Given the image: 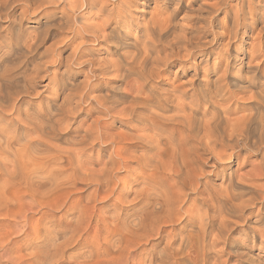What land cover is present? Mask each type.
I'll return each instance as SVG.
<instances>
[{
    "label": "bare ground",
    "instance_id": "obj_1",
    "mask_svg": "<svg viewBox=\"0 0 264 264\" xmlns=\"http://www.w3.org/2000/svg\"><path fill=\"white\" fill-rule=\"evenodd\" d=\"M115 1V0H114ZM116 1H118L117 3H114V5L112 6V7H110V6H108L109 4H107V2H109V1H107V0H71V1H66V0H0V53H1V51H4V54L3 55H0V102H10L9 100H14V102H16V100H17V96H20L21 95V93L22 92H24L26 89H28V85H31L30 83H31V79L32 78H35L34 76H25V77H22V76H19L18 74V76L17 75H15L13 72H16L14 69H16L17 68V66L18 65H16V68H15V66L14 67H12V65H13V63H9V62H12L13 60H12V57H14V55H16V53H18V51H23L24 50V52H22L23 54H28V53H32L33 51H35V50H37L38 49V47L40 46L41 47V44H44V42H45V40L50 36V34H57V35H54V37H53V40H54V38H55V36H56V38H55V41H52V40H50V43H51V41H52V44L50 45V44H47V45H50L48 48H46L45 49V51L44 50H42V53H43V51H44V55L43 56H49L50 57V59L48 60L47 59V57H46V62H51V63H57V62H59V63H61V64H64L63 62H66V64H65V66H64V69H62V71H61V73H60V75H61V77H59V79H53V78H51L52 80H51V82H54L55 80H56V83H58V87H56L55 88V90H56V94H60L63 90H65V89H68V92H66V95L64 96L63 94H61V95H63L64 97H63V100H62V102H60V105L59 106H56L57 107V109H58V111L57 112H55L54 113V115L56 116V122L54 121V120H52L53 121V123H59V124H62L61 122L66 118L67 119V117H69V115L70 114H72V113H74L73 115H79V113H80V111L78 110V109H81V108H83V107H81L80 106V108H78V104H79V102H81V101H86V102H88V107H87V109H86V111H85V113H86V115L87 114H90V113H92V114H98L99 116L101 115V114H108V116L110 115L112 118H114L113 120L115 121V119L116 118H120L121 120L122 119H125V121H127V120H129V122H130V120L133 122V121H135V122H137V123H139V124H141V125H138L137 123V125H133V126H135V129H137V131H139V134H137L136 135V133L133 131V133H135V135L132 133V135H125V136H121V134L120 135H115V134H113V133H110V132H108L109 130H106L105 131V129H106V126H103L102 124H101V126H99V117L98 116H94L96 119L95 120H93V121H91L89 124H87L85 127L84 126H82L81 125V123L78 125V127L76 128V131H83V134H82V132L81 133H78V135L77 134H75V135H73V136H75L73 139H70V141L68 142L69 143V145L68 146H66L68 143H66V145L64 144V147H62L63 146V144H62V146H59V147H57V145H56V143L54 142L53 143V145L55 144L56 145V148H57V152H56V154L54 153H52L51 152V155L53 156V157H51L52 159V164H54L56 167H58V175L56 174V172H54L55 174L54 175H57V178H59V182L58 181H56L55 183L57 184V190L58 191H60L61 190V193L63 192V194H65V196H67L66 195V191L68 190L69 191V189H66V188H70V187H73V186H75V185H77V180H79V182H78V184H80V181L81 180H83L84 182L85 181H89V184L88 185H90V183H94V184H96L97 186H102V187H104V183H109L110 184V180L112 181V179H111V177L113 176L112 174H110V176H109V173L111 172V171H114L115 172V168H117V169H119V168H124L126 165H128L129 163H130V160H131V158H134V160L136 159V161L139 163V162H143V164L145 163V166L146 167H154V166H156L157 164H155V162L153 163V161H156L155 159H156V157L155 156H149V155H147L146 154V151H143V153L141 154L140 153V155L137 153V156H135V155H131L130 153H129V149H131V147H134V146H136L137 145V143H133L134 141L135 142H137V141H139V140H143V141H145L146 142V147L148 148V149H156V150H158L159 151V155L161 154V148H162V152L163 153H166L168 150L170 151L171 149H170V147L173 145V146H175V143H174V138H173V135L171 136V135H168L167 136V134H166V131H167V128L165 127V124H166V121L168 122V120H170V121H177V122H175V123H177L178 125H180V126H184L183 128L185 129V131L183 132V133H185L184 135H180V143H179V145H180V148H185V147H188V146H190V147H188V149L186 150V152L188 151V150H192L193 152H194V154L196 155V157L197 158H201L204 154H205V152L204 153H198V152H196L198 149H201L202 151L204 150V151H206V154H210V159L209 160H213L214 162H216V161H221V160H223L224 158L226 159H228V161L229 160H232L234 157L236 158V160H239L240 159V157H241V153H242V151L243 152H246V154L247 155H252V157L255 155L256 156V159H254V161H253V167L248 171V170H246V172L248 171V175H249V177H252V178H254V177H264V34H262L261 32H263L264 31V25L263 24H261L260 26H259V24L261 23V20L263 19V17H261V13L259 14V12H258V10H259V8L260 7H262V4H263V2H264V0H257V2H253V1H249V2H246V0H241L242 2H240V1H238V2H236L235 3V5H230L229 7H226V9L224 10V14H225V23H217L218 22V19H219V15H220V12L222 11V8H224L223 7V5H224V3H226V2H228L227 0H226V2H224V3H222L221 1L222 0H214L215 2H209V1H207V0H203L202 2H201V4L199 5V6H197V8H192V5L193 4H191L190 6H187V7H189V9H190V13L189 14H187L186 15V17L184 18V20L186 21V24H190L189 25V30H187L186 28H184V29H182L180 32L181 33H177V24H175V22L173 21V17H174V12H173V8H171L170 9V7H169V11H170V13H168L167 15H165L167 12H164V9L163 10H156V11H153L152 12V15L148 18V20H144L143 22H136L134 19L132 20L131 18H130V14H131V12H132V10H131V4L133 3V2H136V0H116ZM143 1V0H142ZM154 1V0H153ZM158 1V0H157ZM160 1H162V0H160ZM182 0H178V2L177 3H179L180 4V2H181ZM138 2V1H137ZM136 2V3H137ZM163 2V1H162ZM190 2V1H189ZM192 2V1H191ZM190 2V3H191ZM194 2V1H193ZM110 3V2H109ZM111 3H112V1H111ZM144 4V3H143ZM199 4V3H198ZM187 5H188V3H187ZM135 6V5H134ZM137 6H139V5H137ZM160 6V5H159ZM194 6V5H193ZM133 7V6H132ZM157 7H158V5H157ZM191 7V8H190ZM159 8V7H158ZM161 8V7H160ZM59 9V10H58ZM162 9V8H161ZM166 9V8H165ZM155 10V9H154ZM263 10V9H262ZM166 11V10H165ZM168 11V12H169ZM175 11V10H174ZM186 12H187V10H186ZM189 12V11H188ZM263 13H264V11H263ZM40 15V16H39ZM263 15V14H262ZM33 16H38L39 18L35 21L34 20V18H33ZM42 17H46L45 18V20H43L42 19ZM37 18V17H36ZM147 18V17H146ZM145 18V19H146ZM226 18H229V19H226ZM25 21H28V23L26 24V26L24 25L25 24ZM139 21H140V19H139ZM142 21V20H141ZM29 22H38V24H35L34 25V27H33V24H30ZM7 23V24H6ZM183 23H185V22H183ZM128 26L130 27V26H135V31H134V37L132 36L131 37V32H130V30L128 29V31H127V28H128ZM181 26V25H180ZM179 26V27H180ZM259 26V27H258ZM29 28H34V29H32V31L29 29ZM28 29L30 30V31H28ZM31 33V34H28V35H26L27 33ZM33 33V34H32ZM124 35V37H126V38H130L131 39V41H129V43H127V42H125V41H123L122 39H121V37H120V35ZM129 35H130V37H129ZM210 35H212V39L211 40H207V38L210 36ZM246 36V37H245ZM51 37H52V35H51ZM93 38L94 40H96V41H98V43L99 44H101V43H106V44H109L110 46H111V50L110 51H113V53L112 54H114L115 55V58H110V57H106V58H95V57H93L95 54H94V52H93V54L92 53H89V52H87L86 51V49H85V45H84V43H86L87 44V40H89L90 38ZM91 38V39H92ZM207 40H205V39ZM221 38H224L225 40L227 39V43L225 44V47H223L225 50L224 51H218V52H216V50L214 51V55H216V57L218 58V59H220V61H218V62H215L214 63V65H213V67H205L204 69H205V74L203 75V76H205V77H208L209 75H214L215 76V78L214 79H212V80H210V81H208L207 79H205V77H201L202 79L200 80V88L197 90V94H195V96H194V98L195 99H193L192 101H190L189 103H187V105H186V103H184V101H185V97H184V94H186V91H182L181 89L179 90V91H173L172 89V91L171 92H169V93H166V96H163V92L161 93L156 87H158V86H156V87H153V85H152V87L151 88H147L148 87V83H149V80H150V78H151V76H154V74H157V75H161V72L164 70L165 71V69H166V67L169 65V63L170 62H172V61H176V60H185V61H189V60H191L192 58H196L197 57V52H196V50L197 49H201V48H207L208 47V45H211V46H214V44H219V40L221 39ZM90 39V40H91ZM245 39H247V40H250L249 42H248V46L246 47V53H244L243 54V56H240L239 54H237L236 56H233V57H231V53H230V48L231 47H233V45H235V42H237L238 43V41H239V43L241 44V46H242V44H244L245 43ZM127 40V39H126ZM91 41H93V40H91ZM95 41V42H96ZM97 43V42H96ZM45 45V44H44ZM88 45V44H87ZM223 45H224V43H223ZM70 47L71 49V51H69L70 53H68L67 54V57H63L64 55H62V52H63V50L65 49L64 47ZM128 47V49H126V51H124L123 50V48H125V47ZM43 47V46H42ZM238 47V46H237ZM88 48V47H87ZM213 49V48H212ZM238 49V48H237ZM203 50V49H202ZM234 50V49H233ZM93 51V50H92ZM110 51H106L107 52V54H109V52ZM121 51V52H120ZM123 51V52H122ZM209 51V50H208ZM208 51H207V53H208ZM212 51V50H211ZM19 52V53H20ZM65 52V51H64ZM91 52V51H90ZM234 52V51H233ZM236 52V51H235ZM245 52V51H244ZM3 53V52H2ZM34 53V52H33ZM38 54L40 53V52H37ZM37 53H36V55H37ZM22 54V55H23ZM18 55V54H17ZM17 55H16V57H17ZM21 54H19V57L20 56H22ZM39 55H42V54H39ZM211 55H212V53H211ZM27 56V55H26ZM31 56H33V55H31ZM247 56H248V58H247ZM48 57V58H49ZM25 58V57H24ZM27 58H29L28 56H27ZM32 58V57H31ZM34 58V57H33ZM36 58V57H35ZM16 59V58H15ZM18 59V58H17ZM16 59V60H17ZM38 59V58H37ZM41 59V58H40ZM43 59V58H42ZM41 59V60H42ZM12 60V61H11ZM19 61L21 60V59H18ZM35 60V59H34ZM23 61H24V59H23ZM29 61H32L33 62V59L32 60H29ZM37 61V60H36ZM25 62V61H24ZM27 62V61H26ZM17 63H19L18 61L16 62V64ZM23 62H21V64H22ZM35 64H36V62H34ZM33 63V64H34ZM38 63H39V61H38ZM43 63H44V61H43ZM51 63H49V65L48 66H51L50 64ZM21 64L19 65V66H21ZM24 64H26V63H24ZM24 64H22V65H24ZM30 64H31V62H30ZM42 64V63H41ZM73 64H75V65H78V66H83V67H86V70H87V66H88V73H86L85 72V77L83 78V80H81V81H79V82H76V81H74V80H71L72 78H71V74H73L72 72H74V69L72 68V65ZM149 64H151V65H149ZM201 64V63H200ZM199 64V65H200ZM204 64H205V62H204ZM237 64H239V65H237ZM29 65V64H28ZM40 65V64H39ZM19 66H18V69H19ZM38 66V65H37ZM36 66V67H37ZM47 66V65H46ZM53 66V65H52ZM57 66H59V64L57 65ZM61 66V65H60ZM239 66V67H238ZM24 68V70H25V67L26 66H23ZM32 67V66H31ZM30 67V68H31ZM40 68H41V66H39ZM42 67H44V66H42ZM204 67V66H203ZM21 68H22V66H21ZM33 68V67H32ZM40 68H39V70L38 71H40ZM46 68V67H45ZM44 68V69H45ZM26 69H27V67H26ZM28 69H29V67H28ZM34 69V68H33ZM36 69V68H35ZM34 69V70H35ZM43 69V70H44ZM49 69V68H48ZM61 69V68H60ZM201 69H202V66H201ZM200 69V70H201ZM17 70V69H16ZM32 70V69H31ZM43 70H42V72H43ZM46 71H48L47 69H45ZM77 70V69H76ZM200 70H198V71H200ZM203 70V69H202ZM20 71V70H19ZM18 71V72H19ZM33 71V70H32ZM37 71V72H38ZM46 71H44L45 72V74H46ZM50 71H51V68H50ZM58 71V70H57ZM56 71V72H57ZM82 71V70H81ZM81 71H79V72H81ZM198 71H196L195 70V72H193L194 73V75H192L193 77H194V79H198V76H199V72ZM27 72V71H26ZM25 72V73H26ZM41 72V71H40ZM43 72V73H44ZM52 72H55V71H52ZM83 72H84V70H83ZM24 73V72H23ZM33 73H34V71H33ZM27 74V73H26ZM30 73H28V75H29ZM53 74V73H52ZM56 75H57V73H55ZM35 75H37L36 73H35ZM40 75H41V73H40ZM44 75V74H43ZM54 75V74H53ZM56 75H54L55 77H56ZM201 76V75H200ZM44 78H45V75L43 76ZM43 77H42V75H41V78L43 79ZM77 77V76H76ZM158 77V76H157ZM37 78H39V76H37L36 77V79ZM47 78V77H46ZM109 78V79H108ZM35 79V80H36ZM76 79V78H75ZM33 80V79H32ZM35 80H34V83H35ZM139 80H142V81H140L139 82ZM152 80V79H151ZM204 80H206L205 82H204ZM37 81V80H36ZM39 81V80H38ZM163 81V80H162ZM38 83V82H37ZM36 83V84H37ZM49 83V82H48ZM151 83H152V81H151ZM55 84V83H54ZM150 84V83H149ZM154 84V83H153ZM33 85V84H32ZM51 85H53L52 83H51ZM34 87H37V85H33ZM32 86V87H33ZM54 86V85H53ZM52 86V87H53ZM151 86V85H150ZM160 86V85H159ZM31 87V86H30ZM49 87H51L50 85H49ZM161 89H162V87H160ZM178 88V87H177ZM33 89H35V88H33ZM53 89V88H52ZM146 89H148V90H146ZM160 89V90H161ZM31 92V89L30 90H28V91H26V93H23V97H24V95H27L28 96V94H27V92ZM51 91V90H50ZM54 91V90H53ZM52 91V92H53ZM146 91H147V93H146ZM165 92H166V90H164ZM170 91V90H169ZM34 91H32L31 92V94L33 93ZM36 93L37 94H39L38 92H37V90H36ZM20 94V95H19ZM30 94V95H31ZM33 94H35V93H33ZM53 94V93H52ZM55 94V93H54ZM172 95H174L173 97H172ZM187 95V94H186ZM194 95V94H193ZM55 97V96H54ZM187 97V96H186ZM191 97V96H190ZM52 100H54L53 98H51ZM50 99V100H51ZM190 99V98H189ZM19 100V99H18ZM17 100V101H18ZM47 100H49L48 98H47ZM49 100V101H50ZM20 101H21V99H20ZM45 101H46V99H45ZM58 101V100H57ZM48 102V101H47ZM53 102V101H52ZM55 102V101H54ZM53 102V105L55 104ZM59 102V101H58ZM220 102V103H219ZM224 102H226V103H224L225 105H224V107L222 108V107H220V105H218V103L219 104H223ZM10 103H13L12 101L10 102ZM43 103V102H42ZM45 103V102H44ZM43 103V104H44ZM81 103H83V102H81ZM7 104V103H6ZM4 105L3 103H0V105H1V107L2 108H5V109H10V108H12V110H13V108H14V110L17 112L18 111V109L16 108V106L15 105H13L12 104V106L11 105ZM9 104V103H8ZM15 104V103H14ZM86 104V103H85ZM24 105V104H23ZM34 105V104H33ZM33 105H31V106H33ZM52 105V104H51ZM82 105H84V103L82 104ZM168 105V109L170 108L171 110L173 109L174 110V112L176 111V113L174 114V112H173V115L171 114V116H165L164 114H165V112L167 111V106ZM202 105H204V107H205V105H207V107L209 106V107H211L215 112H211V114H210V116L209 117H207V118H205L206 116H208L207 115V113L208 112H206V108H204V110H201V108H202ZM26 106V105H25ZM44 106V105H43ZM45 106H46V104H45ZM55 106V105H54ZM9 107V108H8ZM22 107V106H21ZM20 107V108H21ZM35 107V106H34ZM47 107H49V104H48V106ZM55 107V108H56ZM19 108V109H20ZM25 108V107H24ZM26 108H27V106H26ZM45 108V107H44ZM53 108V107H52ZM78 108V109H77ZM22 109V108H21ZM39 109V108H38ZM47 109V108H46ZM45 109V110H46ZM209 109V108H208ZM35 110H37V109H35ZM40 110V109H39ZM43 110V109H42ZM48 110V109H47ZM50 110V109H49ZM53 110H55L54 108H53ZM75 110H78L79 112H77L76 113V111ZM159 110H162V111H164V112H160ZM189 110V111H188ZM7 110H5V112H6ZM21 111V110H20ZM31 111V110H30ZM209 111H211L210 109H209ZM2 112V111H1ZM8 112V111H7ZM15 112V113H16ZM22 112V111H21ZM53 112V111H52ZM142 112H146V114H142ZM170 112V111H169ZM203 113V116H202V118H199L197 115H199V113ZM216 112H218V113H220L221 114V116H219ZM15 113H14V115H15ZM33 113V112H32ZM42 113H43V111H42ZM76 113V114H75ZM4 114H7V113H4ZM3 114V115H4ZM11 114H12V112H11ZM29 114V113H28ZM37 114V113H36ZM35 114V115H36ZM83 114H84V112H83ZM169 114V113H168ZM2 115V114H1ZM37 115H39V114H37ZM51 115H52V113H51ZM53 115V116H54ZM196 115V116H195ZM23 116L24 115H22L21 116V119L19 120L18 119V117H17V119L19 120V121H21L22 119H24V120H26V124H25V121H23V123L27 126V124H29V125H31V128L30 129H33L34 131H35V133L37 132V135H38V137H37V139H36V134H35V138L33 137L32 139L30 138L29 139V137H28V141L26 140L25 141V143H24V140H23V144L24 145H21V147H20V149H18V151L20 150L21 152V157H16L14 160L12 159V157H13V155H14V152H15V154L17 153L16 151H14V152H10L9 151V154H11V153H13V155H12V157H11V155H10V159H12L13 160V164L12 165H14L13 166V168H16V164H17V162H18V164L20 163V168H22L21 167V163L22 162H19L20 160H22V158H25V157H23L24 155H25V151L27 150L26 148H30L31 146V144L33 143V141H35V139H36V141L38 140V142H40V141H42L43 139H45V138H47V141H48V139L52 136V137H55L54 135H51V132L49 131V129H46V128H49V126H48V122L46 121H43V122H41L42 121V119H41V117H38V120L37 121H39V120H41V121H39L40 123H32V122H28V119H25V118H23ZM41 116V115H40ZM48 116V115H47ZM54 116V117H55ZM109 116V117H110ZM14 117V116H13ZM36 117V116H35ZM53 117V118H54ZM74 117V116H73ZM94 117H92L93 119H94ZM107 116H105V117H103V119L104 118H106ZM5 118V117H4ZM40 118V119H39ZM47 118V117H46ZM45 118V119H46ZM49 119H46V120H48V121H51V119H52V117H51V119H50V117H48ZM70 118V117H69ZM68 118V119H69ZM75 118V117H74ZM83 118V117H82ZM102 118V117H101ZM111 118V119H112ZM1 119V118H0ZM6 119V118H5ZM14 119V118H13ZM12 119V120H13ZM36 119V118H35ZM67 119V120H68ZM102 119V120H103ZM110 119V121H112ZM200 119V120H199ZM14 120H16V119H14ZM67 120H66V122H67ZM71 120H73L72 119V116H71ZM90 120V119H89ZM92 120V119H91ZM105 120V119H104ZM103 120V121H104ZM77 121V120H76ZM106 121H107V118H106ZM16 122V121H15ZM14 122V123H15ZM71 122V121H70ZM69 122V125L72 123H70ZM81 122V121H80ZM131 122V123H132ZM134 122V123H135ZM1 123V122H0ZM6 123V122H5ZM22 123V122H21ZM23 123L21 124V126L23 125ZM50 123H52V122H50ZM79 123V122H78ZM77 123V124H78ZM101 123V122H100ZM133 123V124H134ZM17 124H18V122H17ZM59 124H58V127H59ZM64 124L65 123H63V127H64ZM107 124V123H106ZM109 124V123H108ZM111 124V123H110ZM118 124V123H117ZM127 124H128V122H127ZM14 125V124H13ZM15 125H16V123H15ZM14 125V126H15ZM19 125V124H18ZM69 125H67V126H69ZM124 125V124H123ZM167 125V124H166ZM169 125V124H168ZM175 125V124H174ZM6 126V125H5ZM55 126V125H54ZM54 126H51L52 128L51 129H53V133H54V129H57L58 127H56V128H53ZM108 126V125H107ZM110 126V125H109ZM108 126V127H109ZM122 126V125H121ZM126 126V125H125ZM172 126H173V124H172ZM176 126V125H175ZM12 127V126H11ZM63 127L61 128V129H63ZM70 127H71V125H70ZM111 127V126H110ZM113 127V126H112ZM177 127V126H176ZM21 128H23V127H21ZM67 128L68 127H66V128H64L62 131H64L65 129H66V131H68L67 130ZM74 128V126L72 127V129ZM83 128V129H82ZM117 128V127H116ZM134 128V127H133ZM183 128H182V130H183ZM15 129V128H14ZM82 129V130H81ZM118 129H120V128H118ZM130 129H132L131 127H130ZM169 129V128H168ZM171 129V128H170ZM10 130V129H9ZM12 130H13V128H12ZM33 130H32V132H33ZM58 130H60L59 128L57 129V131ZM115 130V129H114ZM113 130V131H114ZM121 130V129H120ZM133 130V129H132ZM4 131V130H3ZM27 131V130H26ZM41 131V132H40ZM111 131V130H110ZM112 131V132H113ZM116 131H117V129H116ZM122 131V130H121ZM127 131V130H126ZM141 131H149V132H146V133H142ZM175 131V130H174ZM173 131V132H174ZM180 131V130H179ZM178 131V132H179ZM1 132H2V130H1ZM1 132H0V134H1ZM18 132V131H17ZM21 132L23 133V131L21 130ZM40 132V133H39ZM56 132V131H55ZM118 132V131H117ZM116 132V133H117ZM120 132V131H119ZM123 132V131H122ZM124 132H125V130H124ZM129 132V131H128ZM140 132L142 133V134H140ZM176 132V131H175ZM177 132V133H178ZM4 133V132H3ZM9 133V132H8ZM7 133V134H8ZM25 133H27V132H25ZM29 133V132H28ZM34 133V132H33ZM32 133V134H33ZM39 133V134H38ZM169 133V132H168ZM172 133V132H171ZM6 134V133H5ZM6 134V135H7ZM13 134H14V132H13ZM30 134V133H29ZM67 134V133H66ZM65 134V135H66ZM70 134V133H69ZM122 134H125V133H122ZM127 134V133H126ZM128 134H131V133H128ZM176 134V133H175ZM174 134V135H175ZM179 134V133H178ZM178 134H177V136H178ZM4 135V134H3ZM23 135V134H22ZM25 135V134H24ZM51 135V136H50ZM55 135H57V134H55ZM59 135V134H58ZM15 136V135H14ZM25 136H27V135H25ZM24 136V137H25ZM72 136V137H73ZM2 137V136H1ZM12 137V136H11ZM17 137V136H16ZM20 137V136H19ZM64 137V136H63ZM179 137V136H178ZM4 138V137H3ZM59 138V137H58ZM70 138V137H69ZM176 138V137H175ZM5 139V138H4ZM7 139V138H6ZM22 139V138H21ZM27 139V138H26ZM54 139V138H53ZM57 139V138H56ZM0 140H2L1 138H0ZM40 140V141H39ZM61 140V138H59V140H57L58 142ZM67 140V139H66ZM176 140V139H175ZM10 141V140H9ZM17 141V140H16ZM53 141V140H52ZM63 141V140H62ZM95 141H101V143H102V141L103 142H106L108 145L109 144H111V145H115V147H114V149L111 151V153H110V155L108 156V159L106 158V157H104V158H106V162L104 163L105 165L103 166H101V168H100V170H92L91 168L92 167H90L89 165V167H90V169H89V167L88 168H86L87 166H84L83 165V161H82V155L86 152V151H88L89 149H90V147L92 146L91 144H94V142ZM142 141V142H143ZM3 141H1V144L0 145H4V144H6V143H2ZM5 142V141H4ZM38 142H36V143H33V144H36L37 145V143ZM43 142V141H42ZM45 142V141H44ZM178 142V141H177ZM176 142V143H177ZM11 142H8L7 141V144L6 145H9ZM51 143V142H50ZM96 143V142H95ZM97 143H100V142H97ZM139 143H140V141H139ZM144 143V142H143ZM174 143V144H173ZM17 145H19L18 143H16ZM42 145H43V143H41ZM45 144V143H44ZM59 144V143H58ZM103 144V143H102ZM136 144V145H135ZM178 144V143H177ZM6 145H5V147H6ZM51 145V144H50ZM91 145V146H90ZM104 145V144H103ZM113 145V146H114ZM12 146V145H11ZM11 146L9 145V146H7L8 148L10 147V149H11ZM28 146H30V147H28ZM35 146V145H34ZM38 146H41V145H38ZM46 146V145H45ZM52 146V145H51ZM50 146V147H51ZM106 146V145H105ZM138 146V145H137ZM2 147V146H1ZM4 147V146H3ZM2 147V150H0V152L1 151H3L4 150V152H6L5 150H7V149H4ZM6 147V148H7ZM13 147H14V144H13ZM33 147V146H32ZM48 147V146H47ZM49 147V148H50ZM93 147V146H92ZM94 147H95V145H94ZM93 147V148H94ZM107 147V146H106ZM111 147V146H110ZM16 147H14V149H15ZM36 148V147H35ZM34 148V149H35ZM43 148H44V146H43ZM98 148V147H97ZM96 148V149H97ZM113 148V147H112ZM173 149V151H174V148H175V152L177 151H180V150H182V149H178L179 148V146L177 147H172ZM1 149V148H0ZM33 149V150H34ZM38 149H40L39 147H38ZM48 149V148H47ZM46 148H45V150H47ZM53 149H54V146H53ZM99 149V148H98ZM228 149H230L231 151H228ZM9 150V149H8ZM32 150V149H31ZM91 150V149H90ZM94 150V149H93ZM100 150V149H99ZM107 150H109V149H107ZM106 150V151H107ZM133 150V149H132ZM139 150V152H141L140 151V149H138ZM12 151H13V149H12ZM28 151H30V150H28ZM36 151V150H35ZM35 151H33L32 153H34ZM40 151V150H39ZM41 151H42V148H41ZM40 151V152H41ZM55 151H56V149H55ZM110 151V150H109ZM172 151V152H173ZM31 152V151H30ZM46 152V151H45ZM48 153H49V155H50V152H49V150L47 151ZM54 152V151H53ZM97 152H100V151H97ZM137 152V151H136ZM172 152H171V154H172ZM176 152V154H179V155H181L182 154V152H181V154L178 152L177 153ZM186 152H185V154H186ZM189 152V151H188ZM191 152V151H190ZM227 152H229V153H227ZM3 153V152H2ZM6 153H8V151L6 152ZM31 153V154H32ZM42 153L44 154V152L42 151ZM47 153V154H48ZM92 153V152H91ZM90 153V154H91ZM104 153V152H103ZM134 154H136L135 152H133ZM132 153V154H133ZM150 153H152V152H150ZM156 153V155H158L157 154V152H155ZM169 153V152H168ZM1 154V153H0ZM37 154L39 155V153L37 152ZM100 154V153H99ZM109 154V153H108ZM107 154V155H108ZM153 154V153H152ZM175 153H173V155H174ZM193 154V153H192ZM244 154V153H243ZM245 154V155H246ZM16 155H18V154H16ZM34 155H35V153H34ZM32 156L31 155V157H35V158H31V160H32V164H30V165H33L34 163L33 162H35V163H37V164H39V163H41L42 162V165H43V163H45V162H43V161H45V159H47V155H46V157H43V156H40L39 158L38 157H36V156ZM37 155V156H38ZM40 155H41V153H40ZM50 155V156H51ZM86 155V154H85ZM85 155H84V157H85ZM92 155V154H91ZM105 155V154H104ZM103 155V156H104ZM128 155H130V156H128ZM145 155L147 156V157H145ZM162 155V154H161ZM178 155V156H179ZM244 155V156H245ZM246 155V156H247ZM4 156V155H3ZM6 157L8 156V154L7 155H5ZM15 156V155H14ZM27 156V155H26ZM50 156H48V158L50 159ZM80 156V157H79ZM87 156V155H86ZM135 156V157H134ZM174 156H177V155H174ZM178 156L177 157H175V158H178ZM185 156H188V155H185ZM1 157H2V154H1ZM94 157V156H93ZM155 157V158H154ZM168 157V156H167ZM173 157V156H172ZM171 157V158H172ZM182 157V156H181ZM194 156L192 155V158H193ZM204 157V156H203ZM242 157H243V155H242ZM4 158V157H3ZM14 158V157H13ZM158 158V157H157ZM174 158V159H175ZM189 156H188V162H186L187 160H185V158H184V162H186V163H189ZM246 158V157H245ZM250 158V157H249ZM9 159V160H10ZM26 159V158H25ZM101 159H103V158H101ZM173 159V161H175V163L178 165L179 164V162L177 163L176 162V160H174ZM196 159V158H195ZM194 158H193V160H195ZM203 159V158H202ZM205 159H207V158H204L203 160H205ZM8 160V161H9ZM11 160V161H12ZM34 160V161H33ZM43 160V161H42ZM88 160H89V158H88ZM158 160V159H157ZM168 160V158L166 159V161ZM171 160V159H170ZM170 160H168L169 161V163H170ZM182 160V159H181ZM192 159H191V161H193ZM198 160V159H197ZM196 160V161H197ZM202 160V161H203ZM250 160V159H249ZM4 161H6L5 159L3 160V162ZM8 161H7V163H8ZM96 161H97V159H96ZM164 161V160H163ZM162 161V162H163ZM177 161H179V158H178V160ZM234 161V160H233ZM1 162H2V159H1ZM10 162V161H9ZM48 162H49V160H48ZM86 162V161H85ZM84 162V163H85ZM88 162V161H87ZM98 162V161H97ZM96 162V163H97ZM100 162H102V161H100ZM136 162V163H137ZM141 162V163H142ZM158 162V161H157ZM244 162H246V161H244ZM4 163H6V162H4ZM24 163V165L26 166L27 165V167L29 168L30 167V170H33L34 168H31V166L29 165V163L28 162H26V163H28V164H25V161L23 162ZM92 163V162H91ZM95 163V162H94ZM99 163V162H98ZM153 163V164H152ZM168 163V162H167ZM197 163H199L198 161H197ZM210 163H212L211 161H210ZM1 164V163H0ZM9 164L10 163H8V166H9ZM49 164H50V162H49ZM87 164V163H86ZM85 164V165H86ZM99 164H101V163H99ZM143 164H139L140 166H144ZM183 164H184V167H186L185 165H187V164H185V163H182V166L179 164V166H181V167H183ZM250 164V163H249ZM2 165V164H1ZM0 165V166H1ZM94 165V164H93ZM162 165H164L165 166V162H164V164H162ZM172 165V164H171ZM176 165V166H177ZM198 165V164H197ZM202 165V164H201ZM211 165V164H210ZM11 166V165H10ZM41 166V165H40ZM40 166H38L37 165V167L39 168ZM54 166V167H55ZM96 166V165H95ZM94 166V167H95ZM134 166V165H133ZM173 166H174V163H173ZM205 166H206V164H205ZM2 167V166H1ZM5 167V166H4ZM4 167H3V173L4 172H6V170H4ZM12 167V166H11ZM18 167V166H17ZM26 167V168H27ZM45 167V166H44ZM103 167V168H102ZM119 167V168H118ZM127 167V166H126ZM157 167V166H156ZM188 167V166H187ZM190 167H194V165L193 166H190ZM246 167V166H245ZM7 168V167H6ZM9 168V167H8ZM12 168V169H13ZM20 168H19V171H21L20 170ZM25 167L23 166V170H24V172L26 171V170H29L28 168L25 170L24 169ZM41 168V167H40ZM96 168H98V167H96ZM131 168H133L132 167V165H131ZM149 168V169H150ZM159 168V167H158ZM176 168V167H175ZM194 168H202L201 166L200 167H194ZM194 168H192L191 170L193 171V169ZM1 169V168H0ZM10 169V168H9ZM44 169L45 168H43V170H42V172L44 173L45 171H44ZM46 169L48 170V168H47V166H46ZM45 169V170H46ZM52 169V168H51ZM55 169H57V168H55ZM114 169V170H113ZM116 169V170H117ZM134 169V168H133ZM148 169V168H147ZM148 169V170H149ZM166 169V168H165ZM171 169V168H170ZM180 169V168H179ZM179 169H178V172H179V174L182 172V169H180L181 170V172L179 171ZM187 169V168H186ZM249 169V168H248ZM8 170V169H7ZM30 170H29V172H30ZM52 170H54V168L52 169ZM52 170H50V171H52ZM126 170V169H125ZM134 170H136V168L134 169ZM145 170V169H144ZM155 170V169H154ZM174 170H176V169H174ZM196 170V169H195ZM195 170H194V172H195ZM202 170V169H201ZM204 170V174L206 173L205 172V169H203ZM202 170V171H203ZM39 171H41V169L39 170ZM49 171V170H48ZM49 171V172H50ZM118 171V170H117ZM116 171V172H117ZM139 171V170H138ZM151 171V170H150ZM158 171V170H157ZM164 171L165 170H163V171H161V172H163L164 173ZM187 171V170H186ZM198 171H199V169H198ZM33 172V171H32ZM47 172V171H46ZM49 172H47V173H49ZM135 172V171H134ZM7 173V172H6ZM112 173V172H111ZM123 173H125L126 174V171L125 172H123ZM146 173H148V172H146ZM152 173V172H151ZM158 173H159V171H158ZM169 174H170V172H168ZM189 173H192L191 171H189ZM189 173H188V176H189ZM244 174H245V172H243ZM16 175H17V173H15ZM27 174H28V171H27ZM33 174H34V172H33ZM36 174H38L37 176H41V174H39L38 173V170H37V172H36ZM46 174V173H45ZM45 174H43V176L45 175ZM51 174H52V172H51ZM161 174V173H160ZM159 174V175H160ZM168 174V175H169ZM174 174H175V171H174V173H173V176H174ZM2 175H4V174H2ZM6 175V174H5ZM31 176H35V175H32V174H30ZM48 175V174H47ZM50 175V174H49ZM53 175V174H52ZM52 175H50L51 177H52ZM117 175H118V172H117ZM131 175V174H130ZM136 175H138V174H136ZM148 175H149V173H148ZM154 175V174H153ZM199 175V174H198ZM240 175H242V174H240ZM9 176V175H8ZM13 176H15V175H13ZM48 177V176H44V178L43 179H47L46 177H48L49 179L51 178V177ZM120 176V175H119ZM127 176V175H126ZM158 176V175H157ZM177 176V175H176ZM201 176V175H200ZM199 176V177H200ZM238 176H239V174H238ZM244 176H246V175H243V178H244ZM16 177V176H15ZM17 177H19V176H17ZM21 177V176H20ZM19 177V178H20ZM33 177L31 178V179H33ZM55 177V176H54ZM143 177V176H142ZM153 177V176H152ZM166 177H168V176H166ZM172 177V176H171ZM178 177V176H177ZM180 177H181V174H180ZM242 177V176H241ZM19 178H18V181H19ZM35 178H37L36 176H35ZM118 177H116V179H117ZM169 178H170V176H169ZM182 179H185V178H183V177H181ZM189 178H190V176H189ZM235 178V177H234ZM261 178V179H262ZM12 179H14V180H16L14 177L13 178H11V180ZM42 178H40L39 180H41ZM53 179V178H52ZM55 179V178H54ZM53 179V180H54ZM154 179V178H153ZM156 179V178H155ZM158 179V178H157ZM166 179V178H165ZM174 179V178H173ZM180 179V178H179ZM260 179V180H261ZM13 180V181H14ZM21 180V179H20ZM23 180V179H22ZM24 180H25V178H24ZM22 181V184H23V182H25V181ZM34 180V182H36V180L37 179H33ZM45 180H43V181H45ZM122 180V179H121ZM134 180V179H133ZM150 180H151V178H150ZM161 180H163L162 178H161ZM170 180V179H169ZM168 180V181H169ZM181 180V179H180ZM237 180H239V179H237ZM241 180H242V178H241ZM241 180H239V181H241ZM248 180V179H247ZM252 180H254V179H252ZM10 181V180H9ZM27 181V180H26ZM32 181V180H31ZM38 181V180H37ZM49 181V180H48ZM47 181V182H48ZM114 181V180H113ZM119 181V180H118ZM137 181V180H136ZM158 181V180H157ZM177 181V180H176ZM182 181V180H181ZM186 181V185H188L187 183H189V182H187V180H185ZM200 181V180H199ZM239 181H236V183L237 184H239L240 182ZM5 182H7V180L5 181ZM11 182V181H10ZM20 182V181H19ZM34 182L32 181V184H34ZM82 183V184H84L85 185V183ZM149 182V181H148ZM159 182V181H158ZM171 182V181H170ZM179 182V181H178ZM203 181H201V183H202ZM234 182V181H233ZM239 182V183H238ZM244 182V181H243ZM251 182V181H250ZM2 183V182H1ZM8 183V182H7ZM14 183H17V181H14ZM53 183V182H52ZM55 183H54V185H55ZM114 183H116V182H114ZM143 183V182H142ZM145 184L147 183V181L146 182H144ZM152 182H150L149 184L150 185H152L151 184ZM156 183V182H155ZM176 183V182H175ZM247 183V182H246ZM246 183H244V184H246ZM257 183H259V182H257ZM4 184V183H3ZM3 184H1V188H2V185ZM12 184V183H11ZM24 184H29L28 182H26V183H24ZM51 184V182L49 183V185ZM109 184H107V186L108 187H110L109 186ZM125 184V183H124ZM139 184V183H138ZM160 184V183H159ZM163 184V183H162ZM166 184H168V183H166ZM172 184H174V183H172ZM179 184V183H178ZM184 184H185V182H184ZM242 185H243V183H241ZM250 184V183H249ZM251 184H253V183H251ZM5 185H6V183H5ZM8 185H10L9 183H8ZM13 185V184H12ZM11 185V186H12ZM29 185H31V184H29ZM44 185H48L47 183H45V184H43V186ZM48 185V186H49ZM53 185V184H52ZM53 185V186H54ZM116 185V184H115ZM122 185V184H121ZM134 185V184H133ZM164 185H165V182H164ZM185 185V187H187ZM202 185V184H201ZM260 185V184H259ZM4 186V185H3ZM22 186V185H21ZM24 186V185H23ZM41 186H42V183H41ZM40 186V187H41ZM90 186H92V185H90ZM106 186V185H105ZM117 186V185H116ZM125 186H126V184H125ZM128 186V185H127ZM132 186V185H131ZM138 186V185H137ZM148 186V185H147ZM155 186V185H154ZM157 186V185H156ZM177 186V185H176ZM184 186V185H183ZM191 186V185H190ZM235 186V185H234ZM247 186V185H246ZM246 186H245V188H246ZM251 186V185H250ZM27 187H29V186H27ZM39 187V186H38ZM47 187V186H46ZM50 187V186H49ZM55 187V186H54ZM54 187H51V188H47L48 189V192H47V190H46V188H44L43 190H46V192H45V194H47L48 193V195L50 194V189H52V188H54ZM86 187H88V186H86ZM85 187V188H86ZM92 187H94V185L92 186ZM115 187V186H114ZM123 187H124V185H123ZM141 187H142V184H141ZM149 187V186H148ZM147 187V188H148ZM159 187V186H158ZM157 187V188H158ZM193 187H195V186H193ZM203 187H205V186H203ZM230 187V186H229ZM242 187H244V185L243 186H241V191H238V192H242L243 193V191H244V193H247L248 191H246L245 192V190H243L242 191ZM248 188H249V185L247 186ZM6 188L8 189V186H6ZM20 188V186L18 187V189ZM23 188V187H22ZM22 188H20L21 190H22ZM25 188V187H24ZM23 188V190H27L28 191V194L30 193V191L28 190V188H25L24 189ZM56 188L55 189H53L54 191L56 190ZM89 188V187H88ZM106 188V187H105ZM104 188V189H105ZM111 188V187H110ZM112 188H113V185H112ZM111 188V189H112ZM116 188V187H115ZM126 188V187H125ZM124 188V189H125ZM127 188H129V187H127ZM152 188V187H151ZM166 188V187H165ZM164 188V189H165ZM189 189H190V187H188ZM196 188V187H195ZM225 188V187H224ZM224 188H222V190H224ZM227 188V187H226ZM232 188H233V186H232ZM235 188V187H234ZM236 188H238L239 189V186L238 187H236ZM244 188V189H245ZM251 188V187H250ZM249 188V189H250ZM253 189H254V187H252ZM256 188V187H255ZM257 188L259 189V187L257 186ZM2 189H4V188H2ZM10 189V188H9ZM15 189H16V187H15ZM37 189V188H36ZM35 188L33 189V190H31V192H32V194H33V191L34 190H36ZM39 189V188H38ZM42 189V188H41ZM38 190L40 193H41V191L42 190ZM66 189V190H65ZM80 189V188H79ZM84 189V188H83ZM108 189V188H107ZM144 189V191L146 192V187L145 188H143ZM155 189V188H154ZM161 189H162V185H161V188L159 189L158 188V190H160V192H161ZM167 189V188H166ZM198 189H199V187H198ZM197 188H196V190H198ZM230 189V188H229ZM50 190V191H49ZM76 190H77V188H76ZM75 190V191H76ZM85 190V189H84ZM92 190H94L95 191V189L93 188ZM100 190H102V189H100ZM106 190V189H105ZM104 190V191H105ZM109 190V192H110V189H108ZM116 190V189H115ZM128 190V189H127ZM139 190V189H138ZM153 190V189H152ZM152 190H150V192L152 191ZM157 190V191H158ZM168 190H169V187H168ZM203 190V189H202ZM255 190V189H254ZM264 190V189H263ZM18 191H20V190H18ZM27 191H23L24 193L25 192H27ZM65 191V192H64ZM68 191H67V193H68ZM71 191V190H70ZM74 191V190H73ZM93 191V192H94ZM118 191V190H117ZM140 191L142 192V190L140 189ZM140 191H139V193H140ZM156 191V190H155ZM162 191H163V189H162ZM166 191V190H165ZM170 191V193H168L169 195L171 194V189L169 190ZM176 191H177V189H175V196H174V201L173 202H175V197H177L178 198V196H179V194H178V196H176ZM180 191V190H179ZM190 191H191V189H190ZM224 191H226V190H224ZM224 191H222V195L223 194H225L226 195V193H224ZM231 191H232V189H231ZM237 191V190H236ZM255 191H257V190H255ZM22 191H20V192H18L20 195H22V193H21ZM34 192H36V191H34ZM77 192H79V191H77ZM109 192H108V194H109ZM119 192V191H118ZM125 192H126V190H125ZM154 192V191H153ZM183 191H180L179 193H182ZM237 192V193H238ZM251 192H253L254 193V191L252 190ZM23 193V194H24ZM39 193V194H40ZM51 193H52V191H51ZM56 193H57V191H56ZM59 193V192H58ZM57 193V194H58ZM75 193V192H74ZM85 193V192H84ZM92 193V192H91ZM97 192H95L94 193V195L96 194ZM98 193H99V191H98ZM101 194H103L102 192H100ZM117 193V192H116ZM131 193H133V192H131ZM130 193V194H131ZM157 193V195L156 196H158V192H156ZM166 193V192H165ZM164 193V194H165ZM174 193V192H173ZM184 193L185 192H183V195H184ZM203 193V192H202ZM220 193V192H219ZM228 191H227V195H228ZM0 194H1V192H0ZM7 194V196H8V192L6 193ZM37 194H38V192H37ZM53 194H55V192H53L52 193V197H50L52 200H53V198H54V200H55V196L53 195ZM62 194V195H63ZM111 194V193H110ZM126 194V193H125ZM129 194V193H128ZM135 194V193H134ZM148 194V193H147ZM154 194H155V192H154ZM167 194V195H168ZM198 194V193H197ZM247 194H249V192L247 193ZM246 194V195H247ZM257 194V193H256ZM17 195V194H16ZM19 195V196H20ZM25 196H26V194H24ZM24 195H23V197L22 198H20L19 199V197H18V199L20 200V204H17L16 203V205H17V207L19 206V207H21V203L23 204V198H24ZM43 195V191H42V194H41V196ZM60 196V194H59V196L57 197V198H63V196ZM75 196H76V194H74ZM73 195V196H74ZM93 195V194H92ZM115 195V194H114ZM138 195V194H137ZM142 195H143V193H142ZM141 195V196H142ZM150 195V194H149ZM149 195H146V196H149ZM151 195H152V192H151ZM150 195V196H151ZM166 195V196H167ZM174 195V194H173ZM188 195V194H187ZM241 195H243V194H241ZM13 196V195H12ZM29 196L31 197V194H29ZM28 196V197H29ZM34 197H36L37 195H33ZM40 195L38 196V197H41ZM51 196V195H50ZM64 196V197H65ZM88 196H90V194H88ZM87 196V197H88ZM100 196V195H99ZM139 196V195H138ZM145 196V195H144ZM149 196V197H150ZM153 196V195H152ZM165 196V197H166ZM189 196V195H188ZM199 196V195H198ZM224 196V195H223ZM8 197H10V196H8ZM21 197V196H20ZM29 197V198H30ZM30 198L31 199V201H33L34 202V200L33 199H36V198ZM44 197V196H43ZM68 197H72V196H70V194H69V196ZM84 197V196H83ZM91 197V196H90ZM100 197H103L104 198V195L102 196H100ZM126 197V196H125ZM135 198H138V197H136V195L134 196ZM140 197V196H139ZM155 197V196H154ZM153 197V198H154ZM163 197V196H162ZM224 197H226V196H224ZM236 197V196H235ZM242 197H244V196H242ZM247 197V196H246ZM255 197H256V195H255ZM6 198V197H5ZM4 198V200H7V198L5 199ZM27 198V197H26ZM67 197H65V199H66ZM74 197H72L71 199H73ZM76 198V197H75ZM95 198V196L93 197V199ZM97 198H98V196H97ZM96 198V199H97ZM103 198H101V199H103ZM106 198H107V194H106ZM121 198V197H120ZM128 198V197H127ZM132 198H133V196H132ZM141 198V197H140ZM148 198V197H147ZM168 199H169V196L167 197ZM167 198H165L164 200H166L167 201ZM170 198H171V196H170ZM180 196H179V199L178 200H180ZM208 198H210V197H207L206 199H208ZM212 198V197H211ZM216 198V197H215ZM231 198V197H230ZM232 198H234V195L232 194ZM9 199V198H8ZM10 199H12L11 197H10ZM44 200H45V198H43ZM46 199H48L47 198V196H46ZM65 199H64V202H66L67 200H68V198H67V200L65 201ZM85 199H86V196H85ZM88 199V198H87ZM92 199V198H91ZM90 199V200H91ZM95 199V200H96ZM100 198H99V201L101 200ZM108 199H109V197H108ZM110 199H111V197H110ZM119 199V198H118ZM129 199H130V197H129ZM142 199H143V197H142ZM146 199V198H145ZM152 199V198H151ZM150 199V201L149 202H154L155 203V199L157 200V199H161V201H162V198H160V197H158V198H155L154 199V201L153 200H151ZM187 199V198H186ZM241 199V198H240ZM239 199V200H240ZM0 200L2 201V202H4V200L3 199H1L0 198ZM15 200H17V198L15 199ZM28 200V199H27ZM27 200H26V202H27ZM39 200V199H38ZM41 201H42V199H40ZM40 200H39V203H40ZM44 200H43V202H44ZM76 201H77V199H75ZM90 200H88L89 201V203H90ZM112 200V199H111ZM121 200V199H120ZM128 200V199H127ZM163 200V201H164ZM177 200V201H178ZM183 200H185V199H183ZM211 200V199H210ZM213 200V199H212ZM211 200V201H212ZM222 200H224V199H222ZM232 200V199H231ZM230 200V202H232ZM237 200H238V198H237ZM9 201H11V200H9ZM9 201H8V203H9ZM13 201H14V199H13ZM12 201V202H13ZM22 201V202H21ZM48 201H51L50 199L48 200ZM48 201L45 203V204H50V202L48 203ZM75 201V202H76ZM87 201V200H86ZM87 201V202H88ZM92 201V200H91ZM97 201V200H96ZM96 201H94L93 200V202L95 203ZM108 201V200H107ZM115 201H116V199H115ZM124 201V200H123ZM123 201H122V203H123ZM129 201L130 200H128V204H130L131 203V201H130V203H129ZM140 201V200H139ZM138 201V202H139ZM147 201V200H146ZM158 201L159 200H157V203H155V204H158ZM169 201V200H168ZM170 201H172L171 199H170ZM188 201V200H187ZM203 201V200H202ZM204 201H206V200H204ZM229 201V200H228ZM1 202V203H2ZM16 202V201H15ZM14 202V203H15ZM18 203H19V201H17ZM29 202V201H28ZM35 202H37L36 200H35ZM55 203H56V200L54 201ZM78 202V201H77ZM80 202V201H79ZM82 202H84L83 201V199H82ZM86 202V203H87ZM125 202H126V199H125ZM134 202V201H133ZM135 202H136V200H135ZM134 202V203H135ZM137 202V203H138ZM145 202V201H144ZM184 202H186V201H183L182 203H184ZM208 202V201H207ZM236 202H239V201H236ZM236 202H233L234 204L236 203ZM254 202V200L251 198V199H248V200H244V203H249V204H251V203H253ZM260 202V201H259ZM262 202H264V201H262ZM0 203V204H1ZM5 203V202H4ZM4 203H2V204H4ZM11 203V202H10ZM25 203V202H24ZM53 203V202H52ZM51 203V204H52ZM71 203V202H70ZM69 203V204H70ZM85 203V205L87 206V204ZM114 203V202H113ZM143 203V202H142ZM164 203H165V201H164ZM167 203V202H166ZM170 203V202H169ZM180 203V202H179ZM182 203H180V204H182ZM188 203V202H187ZM187 203H185V204H187ZM211 203V202H210ZM6 204H7V202H6ZM5 204V205H6ZM26 204V203H25ZM28 204L29 203H27L26 204V206L28 207ZM50 204V205H51ZM57 204V203H56ZM60 204V203H59ZM72 204V203H71ZM115 204V203H114ZM125 204H127V202L125 203ZM151 204V203H150ZM150 204H147L148 206H150ZM160 204V203H159ZM168 204V203H167ZM177 204H178V202H177ZM190 204V203H189ZM193 204V203H192ZM212 204V203H211ZM229 204H231V203H229ZM255 204V203H254ZM5 205H4V207H5ZM13 205V204H12ZM15 205V204H14ZM16 205H15V207H16ZM24 205V204H23ZM34 205V204H33ZM38 205V207H39V204H37ZM42 205V204H41ZM53 205V204H52ZM51 205V206H52ZM65 205V204H64ZM76 205V204H75ZM75 205H73L74 207H75ZM79 205V204H78ZM82 205H84V204H81V207H82ZM84 205V206H85ZM90 205V204H89ZM89 205H88V207H89ZM165 205V204H164ZM169 205V204H168ZM172 205V204H171ZM173 205H174V203H173ZM172 205V206H173ZM188 205V204H187ZM207 205V204H206ZM215 204H213L212 206H214ZM227 205V204H226ZM236 205V204H235ZM238 205V204H237ZM241 205V204H240ZM262 205H263V203H262ZM2 206V205H1ZM0 206V207H1ZM8 206V205H7ZM31 206H32V203H31ZM47 206H49V205H47ZM46 206V207H47ZM57 206H59V205H57ZM69 206V205H68ZM77 206V205H76ZM91 206H92V202H91ZM90 206V207H91ZM93 206H95V205H93ZM134 206V205H133ZM132 206V207H133ZM148 206H147V208H148ZM153 206H155V205H153ZM157 206V205H156ZM177 205H174L173 207H176ZM181 207L182 205H178V207ZM194 206V205H193ZM210 206V205H209ZM209 206H207V207H209ZM211 206V207H212ZM228 206V205H227ZM230 206V205H229ZM248 206V205H247ZM3 207V209H5ZM10 207V206H9ZM19 207H18V209H19ZM26 207V208H27ZM34 207V206H33ZM52 207H55L54 205L52 206ZM51 207V208H52ZM61 207V206H60ZM71 207V206H70ZM80 207V206H79ZM87 207V208H88ZM89 207V208H90ZM122 207V206H121ZM126 207H127V205H126ZM131 207V206H130ZM131 207V208H132ZM142 207H143V205H142ZM166 207V206H165ZM164 207V208H165ZM169 207H170V205H169ZM195 207H196V205H195ZM232 207V206H231ZM235 207H237V206H235ZM235 207H233V209L235 208ZM241 208H243L242 206H240ZM261 207V206H260ZM7 208V207H6ZM11 208V207H10ZM22 208V207H21ZM26 208H22V209H24L23 211L25 212V210H26ZM29 208V207H28ZM32 208V207H31ZM40 208H41V206H40ZM44 208V207H43ZM57 208V207H56ZM55 208V209H56ZM78 208V207H77ZM85 208V207H84ZM88 208V209H89ZM93 208V207H92ZM92 208H91V210H92ZM95 208V207H94ZM135 208H138L137 206L135 207ZM155 208V207H154ZM153 208V209H154ZM157 208V207H156ZM199 208V207H198ZM203 208V207H202ZM204 208H206V207H204ZM214 208V207H213ZM224 208H225V206H224ZM227 208V207H226ZM246 208V207H245ZM245 208H244V210H245ZM250 208V207H249ZM251 208H253V207H251ZM258 208V207H257ZM2 209V210H3ZM17 209V210H18ZM37 209V208H36ZM36 209L34 210V208H33V210L35 211V212H37L36 211ZM49 209V208H48ZM47 209V210H48ZM53 209V208H52ZM51 209V210H52ZM69 209V208H68ZM68 209H67V211H68ZM76 209V208H75ZM87 209V210H88ZM117 209H119V208H117ZM130 209V208H129ZM132 209H134V207L132 208ZM145 209V208H144ZM141 210V211H139V213H142V211H143V213H144V211H146V210ZM148 209H150V208H148ZM147 209V210H148ZM173 209V208H172ZM175 209V208H174ZM177 209V208H176ZM184 209V208H183ZM191 209H192V206H191ZM212 208H210V210H211ZM216 209V208H215ZM218 209V208H217ZM229 209H230V207H229ZM228 209V210H229ZM232 209V208H231ZM233 209H232V211H233ZM237 209H240V208H237ZM10 209H8V211H9ZM20 210V209H19ZM29 210V209H28ZM27 210V211H28ZM41 210H44V209H41ZM46 209H45V211H47ZM81 210H82V208H81ZM81 210H79L78 209V211H81ZM85 210H86V208H85ZM90 210V209H89ZM123 210V209H122ZM138 210V209H137ZM136 210V211H137ZM151 210V209H150ZM156 210V209H155ZM160 210V209H159ZM167 210V208L164 210V211H162V212H165ZM170 210V212H171V208L169 209ZM168 210V211H169ZM181 210V209H180ZM188 210H189V207H188ZM213 210V209H212ZM227 210V209H226ZM4 211V210H3ZM2 211V212H3ZM7 211V212H8ZM30 211H32L31 209H30ZM29 211V212H30ZM34 211H33V214H35L34 213ZM44 211V212H45ZM75 211V210H74ZM84 211V210H83ZM83 211H81V212H83ZM157 212H158V210H156ZM174 211V210H173ZM172 211V212H173ZM184 211V210H183ZM186 211V210H185ZM217 211V214H222V215H226V213L222 210V212H224V214L223 213H218L219 211L218 210H216ZM216 211H214L213 210V212H216ZM234 211H235V209H234ZM241 211V210H240ZM247 211V210H246ZM1 212V213H2ZM6 212V210H5V212L3 213L4 215H7V214H5V213H7ZM17 212V211H16ZM44 212H43V214H44ZM48 212H49V210H48ZM55 212V211H54ZM70 212H71V210H70ZM84 212H86V211H84ZM104 212V211H103ZM126 212H128V211H126ZM131 212L133 213V211L131 210ZM150 212V211H149ZM156 212V213H157ZM160 212V211H159ZM162 212H161V214H162ZM182 212V211H181ZM196 212V211H195ZM205 212V211H204ZM209 212V211H208ZM228 212V211H227ZM242 212V211H241ZM22 213V212H21ZM79 213V212H78ZM87 213H89V212H87ZM121 213V212H120ZM129 213V212H128ZM134 213H137V212H134ZM146 213V212H145ZM155 212H154V210H153V215L154 216H156L155 214H154ZM174 213V212H173ZM185 213H187V212H185ZM211 213V212H210ZM233 213V212H232ZM237 213V212H236ZM240 213V212H239ZM16 214V213H15ZM14 214V217L16 216ZM17 214H19V212L17 213ZM25 214V213H24ZM21 215V216H25V215ZM30 214H32V213H30ZM43 214H42V216H43ZM46 214V213H45ZM83 214V213H82ZM123 214H124V212H123ZM131 214V213H130ZM138 214V213H137ZM136 214V215H137ZM150 214V213H149ZM198 214V213H197ZM212 214V213H211ZM228 214V213H227ZM235 214V213H234ZM234 214H232L233 216H235ZM243 214H244V212H243ZM255 214H256V212H255ZM49 215V214H48ZM67 215V214H66ZM71 215V214H70ZM83 215H85V213L83 214ZM93 215V214H92ZM125 215H127V214H125ZM142 215V214H141ZM157 215H158V213H157ZM174 215V214H173ZM179 215V214H178ZM187 215V214H186ZM213 215V214H212ZM211 215V216H212ZM219 215V216H220ZM221 215V216H222ZM230 215V214H229ZM227 216V217H230V216ZM240 215V214H239ZM1 216H3V215H1ZM7 216H9V215H7ZM6 216V217H7ZM20 216V215H19ZM20 216V217H21ZM32 216V215H31ZM31 216H29V217H31ZM45 216V215H44ZM76 217H77V215H75ZM79 216H80V214H79ZM87 216V215H86ZM90 216V215H89ZM103 216H105L104 214H103ZM114 216V215H113ZM117 216V215H116ZM139 216V215H138ZM143 216V215H142ZM146 216V215H145ZM160 216H163V214L162 215H160ZM165 216V215H164ZM167 216V215H166ZM170 216H171V214H170ZM175 216V215H174ZM197 216V215H196ZM200 216V215H199ZM209 216H210V214H209ZM214 216H215V213H214ZM217 216V215H216ZM232 216V217H233ZM33 217V216H32ZM31 217V218H32ZM53 217V216H52ZM82 217V216H81ZM81 217H79L80 219H81ZM92 217V216H91ZM100 217V216H99ZM115 217V216H114ZM119 217H120V215H119ZM125 217V216H124ZM134 217H136L135 215H134ZM141 217V216H140ZM150 217V216H149ZM149 217H148V219L146 220V222L148 221V220H150V221H152L151 219H149ZM232 217H230V218H232ZM17 218H18V216H17ZM25 218V217H24ZM23 218V219H24ZM42 218V217H41ZM44 218V217H43ZM51 218V217H50ZM72 218H73V216H72ZM72 218H70V219H72ZM78 218V217H77ZM78 218V219H79ZM94 218V217H93ZM93 218H92V220H93ZM104 218V217H103ZM108 218V217H107ZM122 218V217H121ZM131 218H133V217H131ZM144 218V217H143ZM155 218V217H154ZM157 219H158V216L156 217ZM220 217H218V219H219ZM224 218H226V217H224ZM234 218V217H233ZM232 218V219H233ZM239 218V217H238ZM9 219V218H8ZM14 219V218H13ZM22 219V220H23ZM25 219H27V218H25ZM29 219V218H28ZM46 219V218H45ZM44 219V220H45ZM74 219V218H73ZM76 219V218H75ZM82 219H83V217H82ZM82 219H81V221H82ZM87 218L85 217L83 220H86ZM88 219H90V218H88ZM98 219V218H97ZM111 219V218H110ZM124 219V218H123ZM127 219H128V217H127ZM134 219V218H133ZM139 219V218H138ZM137 219V220H138ZM146 219V218H145ZM156 219V220H157ZM162 219V218H161ZM164 219H165V217H164ZM178 219H180V218H178ZM222 219V218H221ZM227 219V218H226ZM235 219V218H234ZM256 219H258V218H256ZM11 220V219H10ZM31 220V219H30ZM29 220V221H30ZM42 220V219H41ZM51 220V219H50ZM77 220V219H76ZM75 220V221H76ZM99 220V219H98ZM105 220V219H104ZM107 220V219H106ZM106 220L104 221V222H106ZM115 220V219H114ZM129 220V219H128ZM135 220V219H134ZM133 220V221H134ZM144 220V219H143ZM143 220H142V222H141V224L143 223ZM155 220V219H154ZM163 220V219H162ZM162 220H159L160 222H162ZM170 221H171V218L169 219ZM174 220V219H173ZM187 220H189V218L187 219ZM199 220V219H198ZM197 220V221H198ZM216 220V219H215ZM223 220V222H224V220L225 219H222ZM12 221H14V220H12ZM69 221V220H68ZM74 221V220H73ZM72 221V222H73ZM73 222V223H77V222ZM86 221H88L89 222V220H86ZM97 221V220H96ZM96 221H95V223H96ZM121 221V220H120ZM125 221H126V219H125ZM130 221V220H129ZM129 221H127V222H129ZM132 221V220H131ZM167 220H165V222H166ZM170 221H167V222H170ZM174 221H176V219L174 220ZM174 221H172V222H174ZM179 221V220H178ZM192 221H193V219H192ZM197 221L195 222V223H197ZM213 221H214V217H213ZM212 221V222H213ZM220 221V223H222V224H220V226H224L225 228H227V225H228V222H227V224H226V221L227 220H225V225H223V222H221V220H219ZM261 221V220H260ZM15 222H17V221H15ZM21 222H25V224H26V221L24 220V221H21ZM39 222V221H38ZM44 223V224H47V223H45V221H41V223ZM83 222V221H82ZM88 222H87V224H88ZM103 222V221H102ZM119 222V221H118ZM136 222V221H135ZM135 222H132V225H133V223H135ZM152 222H154V221H152ZM151 222V223H152ZM164 222V223H165ZM198 222H200V221H198ZM218 222V221H217ZM233 222V221H232ZM257 222V221H256ZM258 222H259V220H258ZM10 223V222H9ZM41 223H39V225L38 226H40V224ZM42 223V224H43ZM78 223H81V222H78ZM77 223V224H78ZM108 223V222H107ZM107 223H106V225H107ZM111 223V222H110ZM115 223V222H114ZM122 223V222H121ZM125 223V222H124ZM124 223H123V225H124ZM140 223V222H139ZM147 223H149L150 224V222H147ZM155 224H157L156 222H154ZM159 223V222H158ZM17 224V223H16ZM22 224V223H21ZM25 224H23V226L25 225ZM30 224V223H29ZM36 224V223H35ZM59 224V223H58ZM71 224V223H70ZM82 224V223H81ZM80 224V226H82ZM86 224V223H85ZM90 224V223H89ZM89 224H88V226H89ZM98 224V223H97ZM96 224V225H97ZM126 224H128V223H126ZM130 224H131V222H130ZM135 224H137V222L135 223ZM134 224V225H135ZM144 224V223H143ZM162 224V223H161ZM166 224V223H165ZM169 224V223H168ZM186 224H188L187 222H186ZM191 224V223H190ZM194 224V223H193ZM214 224H215V222H214ZM13 225V224H12ZM26 225H28V224H26ZM52 225V222H51V224H50V226ZM79 225V224H78ZM103 225V224H102ZM102 225H99V226H102ZM131 225V226H132ZM137 225H139V224H137ZM151 225H153V223L152 224H150V226ZM158 225H160V223L158 224ZM173 225V224H172ZM176 225V224H175ZM196 225V224H195ZM203 225V227H209L208 225H210V219H209V221H206V223L205 224H202ZM201 225V226H202ZM216 225V224H215ZM218 225H219V223H218ZM230 225V224H229ZM232 225V224H231ZM9 226H11L10 224H9ZM15 225H13V227H14ZM21 227H22V225H20ZM31 226V225H30ZM32 226H35L34 225V223H33V225ZM45 226V225H44ZM57 226V225H56ZM61 226V225H60ZM73 226V225H72ZM71 225H70V227H69V229H72L73 228V230H74V228H76V227H72ZM84 226V225H83ZM104 226V225H103ZM122 226V225H121ZM121 226H120V228H121ZM126 226V225H125ZM128 226V225H127ZM130 226V225H129ZM144 226H146L145 224H144ZM160 226H163V225H160ZM186 226V225H185ZM217 226V225H216ZM233 226V225H232ZM26 227V226H25ZM29 227V226H28ZM42 227V226H41ZM78 228L77 229H79V226H77ZM91 227V226H90ZM93 227V226H92ZM109 227H111V225L109 226ZM109 227H108V229H109ZM113 227V226H112ZM124 227V226H123ZM133 227H135V226H132V228ZM136 227H138V226H136ZM189 227H191V226H189ZM11 229H12V227H10ZM18 228V227H17ZM33 228V227H32ZM34 228H37L36 226L34 227ZM48 228V227H47ZM57 229L58 228H60V230H62L61 229V227H56ZM63 228V227H62ZM81 228V227H80ZM85 228H87V227H85ZM84 228V229H85ZM96 228H98V227H96ZM115 228V227H114ZM126 228V227H125ZM130 228V227H129ZM139 228H141L142 229V226H139ZM145 229H146V227H144ZM148 228H150V229H152L151 227H149V225H147V229ZM165 228V227H164ZM183 228V227H182ZM184 228H186V227H184ZM193 228H196L197 229V226L196 227H193ZM223 228V227H222ZM222 228H219V229H221L222 230ZM232 228V227H231ZM230 228V229H231ZM21 229H23V228H20L19 227V229H17L18 231L17 232H20V230ZM45 229V228H44ZM53 229V228H52ZM55 229V228H54ZM64 229V228H63ZM131 229V228H130ZM133 229H135V228H133ZM157 229V228H156ZM155 229V230H156ZM166 229V228H165ZM188 229V228H187ZM205 229V228H204ZM247 229V228H246ZM8 230V229H7ZM29 230H30V228H29ZM40 231H42L41 229H39ZM38 229H36V231H39ZM47 230V229H46ZM87 230V229H86ZM110 230H111V228H110ZM124 230V232L127 230H125V229H123ZM136 230V229H135ZM149 230V229H148ZM161 230V229H160ZM200 230H202L203 231V228H201ZM210 230V229H209ZM212 230V229H211ZM214 230V229H213ZM218 230V229H217ZM224 230V229H223ZM222 230V231H223ZM14 231H15V229H14ZM14 231H11V232H14ZM31 231H33V229L31 230ZM51 231H54V230H51ZM51 231H49V232H51ZM56 231V230H55ZM68 231V230H67ZM79 231V230H78ZM83 231V230H82ZM85 231V230H84ZM84 231H83V233H84ZM109 231V230H108ZM133 231V230H132ZM145 231H147V230H145ZM145 231H143L144 233H146ZM150 231V230H149ZM154 231V230H153ZM162 231V230H161ZM189 231V230H188ZM205 231H206V229H205ZM208 231V230H207ZM7 232V231H6ZM21 232H23V231H21ZM26 232V231H25ZM27 232H28V229H27ZM27 232H26V234H27ZM63 232H65V230L63 231ZM72 231H70V233H71ZM77 231H76V229H75V232L74 233H76ZM80 232V231H79ZM114 232L115 231H113V234H114ZM123 232V233H124ZM127 232V231H126ZM148 232V231H147ZM154 232H156V231H154ZM167 232V231H166ZM195 232H197V230L195 231ZM214 231H212V233H213ZM256 232V231H255ZM0 233H2V231H0ZM31 233V232H30ZM34 233V232H33ZM67 233V232H66ZM81 233V232H80ZM87 233V232H86ZM115 233H117V232H115ZM129 232H127V234H128ZM130 233H131V231H130ZM141 233V232H140ZM150 234L152 233V231H150L149 232ZM165 233V232H164ZM172 233V232H171ZM201 233V232H200ZM200 233H198V235L200 234ZM207 234H208V232H206ZM215 233H216V230H215ZM215 233H213V236H214V234ZM228 234H229V232H227ZM3 234V233H2ZM2 234H0V235H2ZM9 234V233H8ZM14 234V233H13ZM13 234H10V235H13ZM29 234V233H28ZM54 234V233H53ZM52 234V235H53ZM58 234V233H57ZM59 234H60V231H59ZM62 234V233H61ZM65 234V233H64ZM109 234H112V233H110L109 232ZM112 234V235H113ZM118 234V233H117ZM126 234V233H125ZM132 234H134V233H132ZM131 234V235H132ZM158 234H160V233H158ZM166 234V233H165ZM170 233H168V235H169ZM205 234V233H204ZM223 233H221L220 235H222ZM257 234H259V233H257ZM9 235V237H11ZM16 235H18V234H16ZM34 235V234H33ZM38 235V234H37ZM48 235H49V233H48ZM55 235V234H54ZM66 235H69V234H66ZM74 234H72V237H74L73 236ZM80 235V234H79ZM115 235V234H114ZM123 235V234H122ZM134 235H136V234H134ZM148 235V234H147ZM152 235V234H151ZM162 235H164V234H162ZM174 235V234H173ZM173 235H172V239H173ZM197 235V234H196ZM216 235V234H215ZM217 235H219V233H218V231H217ZM255 235V234H254ZM259 235H261V234H259ZM8 236V235H7ZM22 236V235H21ZM23 236H25V234L23 235ZM30 236V235H29ZM28 236V237H29ZM32 236V235H31ZM55 236H57V235H55ZM59 236V235H58ZM78 236V235H77ZM76 235H75V237H77ZM85 236V235H84ZM83 236V237H84ZM128 236H130V235H128ZM128 236L126 237L125 236V238H128ZM149 236V235H148ZM156 236L158 237V235H157V232H156ZM155 236V237H156ZM185 236H187V238H188V234L187 235H185ZM204 236V235H203ZM206 236V235H205ZM208 236V235H207ZM213 236L211 237L212 239H213ZM227 236V235H226ZM0 237H2V236H0ZM65 237V236H64ZM68 237V236H67ZM69 238L70 240L71 239H73V238ZM74 237V238H75ZM110 237V236H109ZM121 237V236H120ZM131 237V236H130ZM134 237V236H133ZM151 237H154V236H151ZM150 237V238H151ZM168 237V236H167ZM198 237V236H197ZM202 237V236H201ZM215 237V236H214ZM219 237V236H218ZM221 237V236H220ZM219 237V239H221ZM225 237V236H224ZM260 237V236H259ZM7 238V237H6ZM27 238V237H26ZM31 238V237H30ZM34 238H35V236H34ZM39 238H40V236H39ZM46 238V237H45ZM44 238V239H45ZM51 238V237H50ZM55 238L56 237H54V241H52V243L54 244V242L56 241L55 240ZM79 238V237H78ZM108 238V237H107ZM115 238H117L116 236H115ZM115 238H114V241H115ZM122 238V237H121ZM144 238H145V236H144ZM162 238H164V237H162ZM169 238V237H168ZM184 238V237H183ZM183 238H182V240H183ZM192 238V237H191ZM208 238H209V236H208ZM227 238V237H226ZM225 238V240H227ZM28 239V238H27ZM44 239H43V241H44ZM48 239V238H47ZM56 239H58V237L56 238ZM75 239H77V238H75ZM113 239V238H112ZM118 239L120 240V238H119V236H118ZM134 239H136V238H134ZM140 239V237L138 236V241H140L139 240ZM149 239V238H148ZM158 239V238H157ZM176 239V238H175ZM180 239V238H179ZM188 239H190V238H188ZM187 239V240H188ZM196 239V238H195ZM211 239V240H212ZM215 239H216V237H215ZM218 239V240H219ZM229 239V238H228ZM5 240V239H4ZM11 240H12V238H11ZM11 240H9V242L11 241ZM25 240V239H24ZM32 240V239H31ZM30 240V241H31ZM64 240V239H63ZM83 240V239H82ZM107 240V239H106ZM111 240V239H110ZM117 240V239H116ZM129 240H131V241H133V238L132 239H130L129 238ZM158 240H160V239H158ZM169 240V239H168ZM174 240V239H173ZM181 240V239H180ZM199 240V243H200V238L198 239ZM205 240V239H204ZM40 241V240H39ZM49 241L50 240H48V243H49ZM64 241H66V240H64ZM63 241V242H64ZM68 241L69 240H67L66 242L68 243ZM72 241H74V240H71L70 242H71V244H73V242ZM80 241V240H79ZM113 240H111V243H113L112 242ZM125 241H126V239H125ZM150 241V240H149ZM162 241V240H161ZM189 241V240H188ZM194 241V240H193ZM217 241V240H216ZM255 241V240H254ZM257 241H258V239H257ZM3 242V241H2ZM1 242V243H2ZM6 242V241H5ZM33 242V241H32ZM31 242V243H32ZM45 242V241H44ZM58 242H60L59 240L58 241H56V243L58 244ZM65 242V244H67ZM76 242V241H75ZM107 242H109V241H107ZM106 242V243H107ZM116 242V245H117V241H115ZM114 242V243H115ZM134 242H135V240H134ZM143 242H144V240H143ZM142 242V243H143ZM147 242V241H146ZM169 242V241H168ZM167 242V243H168ZM177 242V241H176ZM181 242V241H180ZM185 242H186V240H185ZM204 242V241H203ZM207 241H205V243H206ZM211 242H215V240H213V241H210V243ZM261 242H262V244L264 243V237L261 239ZM13 243V242H12ZM30 243V244H31ZM39 243V242H38ZM47 243V242H46ZM46 243H44L42 246H44ZM93 243H95V242H93ZM119 243H120V241H119ZM121 243H122V241H121ZM131 243V242H130ZM161 243V242H160ZM172 243H173V241H172ZM5 244V243H4ZM10 244V243H9ZM34 244V243H33ZM52 244V245H53ZM57 244H55V248H56V245ZM83 244V243H82ZM136 244V243H135ZM134 244V246H136ZM162 244V243H161ZM180 244V243H179ZM186 244V243H185ZM216 244V243H215ZM261 244V243H260ZM37 245V244H36ZM39 245V244H38ZM60 244H58V246H59ZM61 245L63 246L64 244L63 243H61ZM68 245V244H67ZM70 245V244H69ZM95 245V244H94ZM97 245V244H96ZM99 245V244H98ZM109 245V244H108ZM111 245H113L114 246V244H111ZM115 245V247H117ZM138 245V244H137ZM157 245V244H156ZM159 245V244H158ZM157 245V246H158ZM166 245V244H165ZM175 245V244H174ZM180 245H182V242H181V244ZM194 245H195V243H194ZM206 245V244H205ZM208 245V244H207ZM210 245H212V244H210ZM218 245V244H217ZM264 245V244H263ZM8 246V245H7ZM12 246V245H11ZM42 246L40 247V245H39V247H40V249H37V248H35V250H42ZM50 246H51V244H50ZM49 246V247H50ZM62 246H59V249L62 247ZM84 246V245H83ZM100 246V245H99ZM112 246V248H114ZM139 246V245H138ZM141 246V245H140ZM143 246H144V243H143ZM142 246V247H143ZM154 246V245H153ZM162 246V245H161ZM164 246V245H163ZM178 246V245H177ZM33 247V246H32ZM36 247V246H35ZM38 247V248H39ZM65 247L66 248H68L67 246H63V249H65ZM80 247V246H79ZM85 247V246H84ZM88 247V246H87ZM129 247V246H128ZM167 247V246H166ZM171 247V246H170ZM196 247V246H195ZM206 247V246H205ZM214 247H215V245H214ZM6 248H8V247H6ZM11 248V247H10ZM31 248V247H30ZM48 247H46V249H47ZM51 248H53V247H51ZM58 248V247H57ZM96 248H98V247H96ZM106 248H107V246H106ZM124 248V247H123ZM154 248V247H153ZM159 248V247H158ZM157 248V249H158ZM173 248V247H172ZM180 248V247H179ZM186 248V247H185ZM210 248H212V247H210ZM262 248V247H261ZM260 248V249H261ZM34 249V248H33ZM45 249V250H46ZM50 249V248H49ZM59 249H57V250H59ZM93 249V248H92ZM95 249V248H94ZM93 249V250H94ZM99 249V248H98ZM97 249V250H98ZM118 249H120V247L118 248L117 247V250L116 251H118ZM139 249V248H138ZM152 249V248H151ZM156 249V250H157ZM163 249H165V247L164 248H161V250H163ZM181 249V248H180ZM188 249V248H187ZM191 249V248H190ZM208 249H209V247H208ZM214 249V248H213ZM264 249V248H263ZM1 250V249H0ZM4 250H5V248H4ZM7 250V249H6ZM5 250V251H6ZM8 250H10V249H8ZM32 250V249H31ZM57 250H56V252H57ZM91 250V249H90ZM97 250L95 251V252H97ZM110 251H111V249H109ZM113 250L114 249H112V252H113ZM134 250H136V248L134 249ZM153 250V249H152ZM173 250H174V248H173ZM179 250V249H178ZM182 250V249H181ZM180 250V251H181ZM210 250V249H209ZM209 250H207V251H209ZM215 250V249H214ZM213 250V251H214ZM47 251V250H46ZM49 251V250H48ZM60 251H62L63 252V250H60ZM78 251V250H77ZM99 251V250H98ZM164 251V250H163ZM185 251H186V249H185ZM211 251V250H210ZM209 251V252H210ZM1 252H3V249L1 250ZM7 252V251H6ZM33 253L32 254H35V252H34V250L32 251ZM41 252V251H40ZM42 252H43V250H42ZM55 253V251H52V254H54ZM85 252V251H84ZM91 251H89V252H87L88 254H92V253H90ZM104 252V251H103ZM102 252V253H103ZM105 252H107V250L105 251ZM115 252V251H114ZM122 252V251H121ZM132 252V251H131ZM136 252H137V250H136ZM166 252V251H165ZM164 252V253H165ZM192 252V251H191ZM203 252L205 253L206 251L205 250H203ZM237 252V251H236ZM241 252V251H240ZM9 253V252H8ZM8 253H5V255H8ZM31 253V252H30ZM29 253V254H30ZM37 253V252H36ZM51 253V252H50ZM57 253H59V251L57 252ZM61 253V252H60ZM59 253V256L60 255H62L63 253H65V251L62 253V254H60ZM80 253H81V251H80ZM79 253V254H80ZM99 253V252H98ZM101 253V252H100ZM99 253V254H100ZM108 253V252H107ZM107 253H106V255H107ZM118 253H120V252H118ZM163 253V252H162ZM168 252H166V257L167 258H172L173 256H170L169 257V255L167 254ZM183 253H184V251H183ZM189 253H190V251H189ZM1 254V253H0ZM11 254V253H10ZM9 254V255H10ZM37 254H39V252L37 253ZM49 255V253L48 254H46L45 252L43 253V255ZM52 254H50L49 256V258L48 257H46V256H44V258H43V256H42V258L41 257H34V255L33 256H31V257H29L28 256V254H25V256H27L28 258H26L25 256V260H23V261H19L17 264H50L49 262L51 261V264H58L59 263V261H60V258H59V261H58V258L56 257L55 259H57V261H58V263L53 259V257H55V256H57V255H52ZM78 254V255H79ZM82 254V253H81ZM80 254V255H81ZM98 254V255H99ZM111 254H113L114 255V253H111ZM124 254V253H123ZM129 254H131V253H129ZM128 254V255H129ZM134 254V253H133ZM132 254V255H133ZM180 254H182V253H180ZM243 254H244V252H243ZM3 255H4V253H3ZM2 255V256H3ZM103 255H104V253H103ZM112 255V256H113ZM118 255V254H117ZM116 255V256H117ZM121 255V254H120ZM145 255V254H144ZM172 255H174V253L172 254ZM184 255V254H183ZM2 256L0 257V258H2ZM13 257H14V255H12ZM12 256H10V257H12ZM40 256V255H39ZM74 256V255H73ZM86 256V255H85ZM85 256L84 257H82V256H80V257H82V259L83 258H85ZM88 256V255H87ZM86 256V257H87ZM89 256H91V255H89ZM92 256L94 257V255L92 254ZM102 256V255H101ZM105 256V255H104ZM108 256V255H107ZM111 255H110V257H112ZM140 256V255H139ZM138 256V257H139ZM146 256V255H145ZM156 256H157V254H156ZM159 256V255H158ZM160 256H164L163 254L161 255V251H160ZM182 256V255H181ZM231 256V255H230ZM19 257V258H18ZM20 257H22V258H24L22 255H20V256H15V258H18V260L20 259ZM63 257H64V254H63ZM79 257V258H80ZM110 257H108V258H105L106 260H109V258ZM118 257V256H117ZM122 257H124V255H122ZM122 257L120 258V259H122ZM134 257V256H133ZM184 257V256H183ZM191 257V256H190ZM240 257H243V255L242 254H240ZM15 258H14V260H15ZM22 258H21V260H22ZM66 258V257H65ZM65 258H62L61 257V260L62 259H65ZM71 260H73L72 258L73 257H69ZM68 258V260H70ZM78 258V257H77ZM88 258V257H87ZM98 258V257H97ZM112 258H114V257H112ZM119 258V257H118ZM142 258V257H141ZM155 259H156V257H154ZM174 258H176V257H174ZM181 258V257H180ZM5 259H8L9 260V258L8 257H6ZM82 259H80V260H82ZM91 260H92V258H90ZM89 259V260H90ZM115 259H117L116 257H115ZM119 259V260H120ZM144 259V258H143ZM149 259V258H148ZM152 259V258H151ZM154 259V260H155ZM159 259V258H158ZM163 259V258H162ZM162 259H160V260H162ZM226 259V258H225ZM244 259V258H243ZM1 260V259H0ZM2 260H4V258L2 259ZM1 260V261H2ZM7 260V261H8ZM11 260V259H10ZM13 260V259H12ZM75 260V259H74ZM85 260H86V258H85ZM94 260V259H93ZM101 260V259H100ZM104 260V259H103ZM102 260V261H103ZM118 260V261H119ZM123 260V259H122ZM122 260H120V261H122ZM140 260V259H139ZM142 260V259H141ZM150 260V259H149ZM153 260V259H152ZM153 260V261H154ZM157 260V259H156ZM155 260V261H156ZM169 260V259H168ZM201 260H203V262L201 261V264H208L207 262L208 261H206V259L205 258H203L202 257V259ZM211 260V259H210ZM228 260V259H227ZM227 260H226V263H227ZM230 260V259H229ZM6 261V260H5ZM64 261V260H63ZM88 261V260H87ZM111 261V260H110ZM114 260H112L111 261V263L113 262ZM125 261H127L126 259H125ZM130 261H132V260H130ZM136 260H134V258H133V262H135ZM138 261V260H137ZM136 261V262H137ZM143 261V260H142ZM146 260L144 259V262H145ZM164 261V260H163ZM171 261V260H170ZM189 261V260H188ZM10 262V261H9ZM14 261H12V262H10V263H13ZM71 262V261H70ZM82 262H83V260H82ZM93 262V261H92ZM100 262V264H103V262H101V261H99ZM107 262V261H106ZM132 262V263H133ZM139 262V261H138ZM149 262V261H148ZM156 262H158V260L156 261ZM167 262V261H166ZM169 262V261H168ZM190 262V261H189ZM211 262V261H210ZM243 263V261H242V259L240 258V263ZM1 263H3V262H1ZM0 263V264H1ZM9 263V264H10ZM64 263V262H63ZM107 263H110L109 261L107 262ZM150 263V262H149ZM165 263V262H164ZM172 263V262H171ZM68 264V263H67ZM72 264V263H71ZM98 264V263H97ZM135 264V263H134ZM159 264V263H158ZM193 264V263H192ZM210 264V263H209ZM216 264H225V262L223 261V262H219V263H216ZM251 264V263H250Z\"/></svg>",
    "mask_w": 264,
    "mask_h": 264
},
{
    "label": "rangeland",
    "instance_id": "obj_2",
    "mask_svg": "<svg viewBox=\"0 0 264 264\" xmlns=\"http://www.w3.org/2000/svg\"><path fill=\"white\" fill-rule=\"evenodd\" d=\"M66 1H71V0H66ZM107 1H109V2H107V4H109L108 6H110V7H112L113 5H114V3H117L118 1H114V0H107ZM111 1H112V3H111ZM138 0H136V2H137ZM163 1V2H162ZM162 1H160V0H143L142 2H133L131 5L133 6H131V10H132V12H131V14H130V18L133 20H137L136 22H143L144 20H148V18L152 15V12L153 11H156L157 9L159 10H163L164 9V12H167L165 15H167L168 13H170V9L171 8H173V12H174V17H173V21L175 22V24H177V33H181L180 31L182 30V29H184V28H186L187 30H189V25L190 24H186V21L184 20V18L186 17V15L187 14H189L190 13V9H189V7H187V6H190L191 4H193L192 5V8H197V6H199L200 4H201V2L203 1V0H182L181 2H180V4L179 3H177L178 2V0H162ZM191 3H190V2ZM194 1V2H193ZM207 1H209V2H215L214 0H207ZM228 2H226V0H222L221 2L222 3H224V2H226V3H224V5H223V7L224 8H222V11L220 12V15H219V19H218V22L217 23H225V14H224V10L226 9V7H229L230 5H235V3L236 2H238V1H240V2H242L241 0H227ZM249 1H253V2H257V0H246V2H249ZM114 2V3H113ZM144 3V4H143ZM187 3H188V5H187ZM199 3V4H198ZM135 5V6H134ZM137 5H139V6H137ZM157 5H158V7H157ZM160 5V6H159ZM226 6V7H225ZM162 9H161V8ZM169 7H170V9H169ZM166 8V9H165ZM191 8V7H190ZM155 9V10H154ZM263 9V10H262ZM59 10V9H58ZM166 10V11H165ZM175 10V11H174ZM186 10H187V12H186ZM169 11V12H168ZM189 11V12H188ZM260 11V12H259ZM263 11H264V2H263V4H262V7H260L259 8V10H258V12H259V14L261 15V17H263V19L261 20V23L259 24V26L261 25V24H263L264 25V13H263ZM157 12V11H156ZM263 14V15H262ZM40 16V15H39ZM37 17V18H36ZM147 17V18H146ZM33 18H34V20L36 21L39 17L38 16H33ZM45 18L46 17H42V19L43 20H45ZM146 18V19H145ZM139 19H140V21H139ZM226 19H229V18H226ZM142 20V21H141ZM183 22H185V23H183ZM28 23V21H25V26H26V24ZM30 24H33V27H34V25L35 24H38V22L36 23V22H29ZM7 24V23H6ZM181 25V26H180ZM180 26V27H179ZM258 26V27H259ZM262 26V25H261ZM260 26V27H261ZM31 31H32V29H34V28H29ZM28 29V31H30ZM128 29L130 30V32L132 33L131 34V37L133 36L134 37V31H135V26H128V28H127V31H128ZM262 34H264V31L263 32H261ZM28 34H31V33H27L26 35H28ZM33 34V33H32ZM51 35H52V37H51ZM54 35H57V34H50V36L45 40V42H44V44H41V47L39 46L38 47V49L37 50H35V51H33L32 53H28V54H23L22 52H24V50L23 51H18V53H16V55H17V57H16V55H14V57H12V62H9V63H13V65H12V67H14L15 66V68H16V65H20L21 64V62H23L22 64H24V63H26V64H24V65H22L21 64V66H22V68H21V66H19V69H18V66H17V70L16 69H14L16 72H13L15 75H19V76H22V77H25V76H34L35 78H32L31 79V85H28V89H26L24 92H22L21 93V95L20 96H17L18 98H17V100H16V102H14V100L12 99V100H9L10 102L12 101L13 103H10V102H0V103H3L4 105L6 104V105H11L12 106V104L13 105H15L16 106V108L18 109V111L16 112L15 110H14V108H13V110H12V108H10V109H5V108H2L1 107V105H0V132H1V130H2V132H1V134H0V138L2 139V140H0V144H1V141H3L2 143H6L7 144V141L8 142H11L9 145L11 146V149H10V147L8 148L7 146H9V145H6V144H4V145H0V150H2V147L4 148V149H7V150H5L6 152L8 151V153H6V152H4V150L3 151H1L0 153L2 154V157H1V154H0V163L2 164H0L1 166H0V192H1V194H0V198L1 199H3L4 200V198L6 197L7 198V200H4V202H2L1 200H0V203L2 202V203H4V204H0V231H2V233H0V234H2V235H0V236H2V237H0V249L2 250L3 249V252H1V250H0V257L3 255V253H4V255L2 256V258H0L1 260L4 258V260H0V263L1 262H3V263H1V264H9L10 262H12V261H14L13 263H10V264H17L19 261H23V260H25L26 258H28L27 256H25V254H28V256L29 257H31V256H33L34 255V257H41L42 258V256H43V258H44V256H46V257H50L51 255L50 254H52V251H55V255H57V256H55V257H53V259L58 263V261H59V258H60V261H59V263L58 264H100V262L99 261H101V262H103V264H201V261L203 262V260H201L202 259V257L203 258H205L206 259V261H208L207 263L209 264H216V263H219V262H225V264H264V243L262 244V242H261V239L264 237V202H262V201H264V177L262 178V177H254V178H252V177H249V175L247 174L248 173V171L253 167V161H254V159H256V156L254 155L253 157H252V155H247L246 154V152H243L242 151V153H241V157H240V159L239 160H236V158L234 157L232 160H229L228 161V159L226 158H224L223 159V161H226V163L223 165V168H224V171L225 172H229L230 174L229 175H226V176H221V178H219V179H217V172H216V170H214V169H212L209 165L210 164H213V163H216V165H217V169H219L220 167H221V165H220V160L219 161H216V162H214L213 160H209V157H210V154H206V151H202L201 149H198L196 152H198V153H204L205 152V154L199 159V158H197L196 157V155L194 154V152L192 151V150H188L187 152H186V150L188 149V147H190V146H188V147H185V148H180V145H179V141H180V135L182 136V135H184L185 133H183L184 131H185V129L182 127V126H180V125H178L177 123V121H170V120H168V122L166 121V124H165V127L167 128V131H166V134H167V136L168 135H173V138H174V143H175V146H171L170 147V151L168 150L166 153H163L162 151V148H161V154L159 155V151L158 150H156V149H148L147 147H146V142L145 141H143V140H139L140 141V143H139V141H137V142H133V143H137V145L136 146H134V147H131V149H129L130 151H129V153L131 154V155H135V156H137V153L140 155V153L142 154L143 153V151H146V154L147 155H149V156H155L156 157V161H153V163L155 162V164H157L156 166H154L153 168L151 167H146L145 166V163L143 164V162L141 163V162H137L136 161V159L134 160V158H131V160H130V163L128 164V165H126L124 168H119V169H117V168H115V172L114 171H111L110 173H109V176H110V174H112L113 176L111 177V179H112V181L110 180L109 182H110V184L109 183H104L105 185H104V187H102V186H97L96 184H92V183H90V185H94V187H92V186H90V185H88L89 184V181H83V180H81L80 181V184H78V182H79V180H77V185H75V186H73V187H70V188H66V189H69V191H68V193H67V191L65 192L66 193V195L67 196H65V194H63V192L61 193V190L60 191H58L57 190V184L55 183L56 181H58L59 182V178H57V175H58V167H56L54 164H52V158L51 157H53L54 155V153L56 154V152H57V148H56V145H57V147H59V146H62V144H63V146L62 147H64V144L66 145V143H68L69 141H70V139H73L76 135L75 134H77L78 135V133H81L82 132V134H83V131H76V128L78 127V125L81 123V125L82 126H86L87 124H89L91 121H93V120H95L96 118V116H98L99 117V126H101V124L103 125V126H106V129H105V131L106 130H109L108 132H110V133H113V134H115V135H120L121 134V136H125V135H132V133H133V131L136 133V135L137 134H139V131H137V129H135V126H133V125H141V124H139V123H137V122H135V121H131L130 120V122H129V120H127V121H125V119H120V118H116L115 119V121L113 120L114 118H112L110 115V117L108 116V114H101L100 116L96 113H94V114H92V113H90V114H87L86 115V113H85V111H86V109H87V107H88V102H86V101H81V102H83L84 103V105H82L83 103H81V102H79V104H78V108H80V106L81 107H83V108H81V109H78L79 111H80V113H79V115H73L74 113H72V114H70L69 115V117H67V119L65 118L61 123L62 124H59V127H58V124L57 123H53V121L52 120H56V116L54 115V113L55 112H57L58 111V109H57V107L56 106H59L60 105V102H62V100H63V97L66 95V92H68V89H65V90H63L60 94H56V90H55V88L56 87H58V83H56V80L54 81V82H51V78H53V79H59V77H61V75H60V73H61V71H62V69H64V66H65V64H66V62H63L64 64H61V63H59V62H55L54 64L53 63H51V62H46L45 60H46V57H47V59L49 60L50 59V57L49 56H43L44 55V51H45V49L46 48H48L51 44H52V41H55V38H56V36H55V38H54V40H53V37H54ZM120 37H121V39L123 40V41H125V42H127V43H129V41H131V39L130 38H126V37H124V35L122 34V35H120ZM129 37H130V35H129ZM246 37V36H245ZM92 38V37H91ZM90 38V39H91ZM210 38V39H209ZM213 37H212V35H210L208 38H207V40L209 39V40H211ZM57 39V38H56ZM87 40L88 42H87V44L86 43H84V45H85V49H86V51L87 52H89V53H92L93 54V52H94V56L93 57H97V58H106V57H110V58H115V55L114 54H112L113 53V51H110L112 48H111V46L109 45V44H106V43H101V44H99L98 43V41H96V40H94L93 38L91 39V40H93V41H91V40ZM127 39V40H126ZM205 39V38H204ZM50 40H52L51 41V43H50ZM206 40V39H205ZM206 40V41H207ZM97 43H96V42ZM250 40H247V39H245V43L244 44H242V46H241V44L239 43V41H238V43L237 42H235V45H233V47H231L230 48V55H231V57H233V56H236L237 54H239L240 56H243V54L244 53H246V47L248 46V42H249ZM227 43V39L225 40L224 38H221L220 40H219V44L217 43V44H214V46H211V45H208V47L205 49V48H199V49H197L196 50V52H197V57L196 58H192L191 60H189V61H185V60H176V61H172V62H170L169 63V65L166 67V69H165V71L163 70L162 72H161V75H157V74H154V76H151V78H150V80H149V83H148V89L149 88H151L152 87V85H153V87H156V86H158V87H156L162 94H163V96H166V93H169V92H171L172 90L174 91H179L180 89L183 91H186V94H184V97H185V101H184V103H186V105H187V103H189L190 101H192L193 99H195L194 98V96H195V94H197L198 92H197V90L201 87L200 86V80L202 79L201 77H205V76H203L204 74H205V67H213V65H214V63L215 62H218V61H220V59H218L217 57H216V55H214V51L216 50V52H218V51H224L225 49L223 48V47H225V44ZM223 43H224V45H223ZM47 44H50V45H47ZM43 46V47H42ZM48 46V47H47ZM238 46V47H237ZM88 47V48H87ZM65 49L63 50V52H62V55H64L63 57H67V54L68 53H70L69 51H71L70 49V47H64ZM213 48V49H212ZM226 48V47H225ZM238 48V49H237ZM125 49V50H124ZM126 49H128V47L126 46L125 48H123V50L124 51H126ZM203 49V50H202ZM234 49V50H233ZM42 50H44L43 51V53H42ZM93 50V51H92ZM209 50V51H208ZM212 50V51H211ZM65 51V52H64ZM91 51V52H90ZM106 51H110L109 52V54H107V52ZM207 51H208V53H207ZM234 51V52H233ZM236 51V52H235ZM245 51V52H244ZM3 52V53H2ZM20 52V53H19ZM37 52H40L39 54H42V55H39ZM121 52V51H120ZM123 52V51H122ZM25 53V52H24ZM36 53H37V55H36ZM211 53H212V55H211ZM4 54V51H1V53H0V55H3ZM19 54H23L22 56H20L19 57ZM29 57V58H27V56ZM31 55H33V56H31ZM69 55V54H68ZM25 57V58H24ZM32 57V58H31ZM34 57V58H33ZM36 57V58H35ZM49 57V58H48ZM21 59L20 61L17 59ZM38 58V59H37ZM42 60H41V59ZM247 58H248V56H247ZM23 59H24V61H23ZM33 59V62L32 61H29V60H32ZM35 59V60H34ZM37 60V61H36ZM19 62V63H17L16 64V62ZM27 61V62H26ZM38 61H39V63H38ZM43 61H44V63H43ZM30 62H31V64H30ZM34 62H36V64L34 63ZM204 62H205V64H204ZM34 63V64H33ZM42 63V64H41ZM49 63H51L50 65L51 66H48L49 65ZM201 63V64H200ZM29 64V65H28ZM40 64V65H39ZM59 64V66H57ZM200 64V65H199ZM38 65V66H37ZM47 65V66H46ZM53 65V66H52ZM61 65V66H60ZM149 65H151V64H149ZM237 65H239V64H237ZM23 66H26L27 67V69H26V67H25V70L23 69L24 67ZM35 69H33L32 67ZM37 66V67H36ZM39 66H41V68L39 67ZM42 66H44V67H42ZM201 66H202V69H201ZM204 66V67H203ZM28 67H29V69H28ZM31 67V68H30ZM46 67V68H45ZM239 67V66H238ZM39 68H40V71H38L39 70ZM47 69L48 71H46L45 69ZM49 68V69H48ZM50 68H51V71H50ZM61 68V69H60ZM72 68L74 69V72H72L73 74H71L72 76H71V80H74V81H76V82H79V81H81V80H83V78L85 77V72L86 73H88L89 71H88V66H87V70H86V67H83V66H78V65H75V64H73L72 65ZM34 71V73H33V71ZM44 69V70H43ZM77 69V70H76ZM201 69V70H200ZM20 70V71H19ZM42 70H43V72L44 71H46V74H45V72L43 73L42 72ZM58 70V71H57ZM82 70V71H81ZM83 70H84V72H83ZM195 70L196 71H198V70H200V71H198L199 72V76H198V79H194V77L192 76V75H194V73L193 72H195ZM19 71V72H18ZM27 71V72H26ZM38 71V72H37ZM52 71H55V72H52ZM57 71V72H56ZM79 71H81V72H79ZM24 72V73H23ZM27 74H26V73ZM28 73H30L29 75H28ZM35 73L37 74V75H35ZM40 73H41V75H42V77L45 75V78L43 77V79L41 78V75H40ZM56 75L55 73H57V75H56V77L53 75ZM44 74V75H43ZM17 75V76H18ZM201 75V76H200ZM37 76H39V78H37L36 79V77ZM59 76V77H58ZM77 76V77H76ZM158 76V77H157ZM47 77V78H46ZM76 78V79H75ZM215 78V76L214 75H209L208 77H205V79H207L208 81H210V80H212V79H214ZM37 81H36V80ZM109 79V78H108ZM152 79V80H151ZM34 80H35V83H34ZM39 80V81H38ZM163 80V81H162ZM140 81H142V80H139V82ZM151 81H152V83H151ZM206 80H204V82H205ZM38 82V83H37ZM49 82V83H48ZM37 83V84H36ZM51 83L54 85H51ZM55 83V84H54ZM154 83V84H153ZM35 84V85H37V87H34L33 85ZM49 85L51 86V87H49ZM151 85V86H150ZM160 85V86H159ZM31 86V87H30ZM33 86V87H32ZM53 86V87H52ZM160 87H162V89L160 88ZM178 87V88H177ZM33 88H35V89H33ZM53 88V89H52ZM31 89V92L32 91H34L33 93H35V94H31V92L29 91V92H27V94H28V96L27 95H24V97L22 96L23 95V93H26V91H28V90H30ZM57 89V88H56ZM148 89H146V90H148ZM161 89V90H160ZM172 89V90H171ZM36 90H37V92L39 93V94H37L36 93ZM51 90V91H50ZM54 90V91H53ZM164 90H166V92L164 91ZM170 90V91H169ZM53 91V92H52ZM66 91V92H65ZM53 93V94H52ZM55 93V94H54ZM146 93H147V91H146ZM31 94V95H30ZM61 94H63V95H61ZM194 94V95H193ZM55 96V97H54ZM174 95H172V97H173ZM187 96V97H186ZM191 96V97H190ZM47 98L50 100L51 98H53L54 100H47ZM190 98V99H189ZM20 99H21V101H20ZM45 99H46V101H45ZM59 102H58V101ZM48 101V102H47ZM55 103L54 105H53V102ZM44 104H43V103ZM9 103V104H8ZM15 103V104H14ZM86 103V104H85ZM220 103V102H219ZM218 103V105H220V107H224V103H226V102H222L223 104L221 105V104H219ZM24 104V105H23ZM34 104V105H33ZM45 104H46V106H45ZM48 104H49V107H47L48 106ZM52 104V105H51ZM27 106V108H26V106ZM31 105H33V106H31ZM44 105V106H43ZM22 106V107H21ZM35 106V107H34ZM10 107V106H9ZM8 107V108H9ZM22 109H21V108ZM25 107V108H24ZM45 107V108H44ZM55 109V110H53V108ZM56 107V108H55ZM167 107V111L165 112V116L167 115V116H171V114L173 115V112H174V110L172 109H168V105L166 106ZM20 108V109H19ZM40 110H39V109ZM48 110H47V109ZM204 108H206L207 110H206V112H208L207 113V115L208 116H206L205 118H207V117H209L210 116V114H211V112H215L211 107H207V105H205V107H204V105H202V108H201V110H204ZM211 110V111H209V109ZM35 109H37V110H35ZM43 109V110H42ZM46 109V110H45ZM50 109V110H49ZM5 110H7L6 112H5ZM22 112H21V111ZM31 110V111H30ZM57 110V111H56ZM78 110H75L76 111V113L77 112H79ZM2 111V112H1ZM42 111H43V113H42ZM53 111V112H52ZM161 113L162 112H164V111H162V110H159ZM170 111V112H169ZM189 111V110H188ZM205 111V110H204ZM11 112H12V114H11ZM16 112V113H15ZM33 112V113H32ZM83 112H84V114H83ZM4 113H7V114H4ZM14 113H15V115H14ZM29 113V114H28ZM39 114V115H37V114ZM51 113H52V115H51ZM75 113V114H76ZM169 113V114H168ZM171 113V114H170ZM176 113V111L174 112V114ZM219 116H221V114L220 113H218V112H216ZM2 114V115H1ZM4 114V115H3ZM36 114V115H35ZM142 114L144 115V114H146V112H142ZM22 115H24L23 116V118H25V119H28V122L30 121V122H32V123H40L39 121H41V120H39V121H37L38 120V117H41V119H42V121L41 122H43V121H47L48 122V126H49V128H46V129H49V131L51 132V135H54L55 137H52L51 135V137L48 139V141H47V138H45V139H43L42 141H40V142H38V140L36 141V139H37V137H38V135H37V132L35 133V131L33 130V129H30L31 128V125H29V124H27V126L25 125L26 124V120H24V119H22L21 121H19L20 119H21V116ZM41 115V116H40ZM48 115V116H47ZM55 117H54V116ZM14 116V117H13ZM18 117V119H17V117ZM36 116V117H35ZM71 116H72V119L73 120H71ZM75 118H74V117ZM95 116V117H94ZM105 116H107L106 118H107V121H106V118H104L103 119V117H105ZM196 116V115H195ZM199 118H202V116H203V113H199V115H197ZM6 119H5V118ZM47 117V118H46ZM48 117H50V119H51V117H52V119H51V121H48V120H46V119H49ZM54 117V118H53ZM83 117V118H82ZM92 117H94V119L92 118ZM102 117V118H101ZM16 119V120H14V119ZM36 118V119H35ZM46 118V119H45ZM112 118V119H111ZM13 119V120H12ZM40 119V118H39ZM90 119V120H89ZM92 119V120H91ZM104 121H103V120ZM110 119L112 120V121H110ZM66 120H67V122H66ZM77 120V121H76ZM200 120V119H199ZM16 121V122H15ZM23 121H25V124L23 123ZM72 123H71V122ZM81 121V122H80ZM6 122V123H5ZM16 123V125H15V123ZM17 122H18V124H17ZM23 123V125L21 126V124ZM50 122H52V123H50ZM56 122V121H55ZM69 122L71 123L70 125H71V127H70V125H69ZM79 122V123H78ZM101 122V123H100ZM127 122H128V124H127ZM132 122V123H131ZM135 122V123H134ZM175 122H177V123H175ZM63 123H65L64 124V127H63ZM78 123V124H77ZM107 123V124H106ZM109 123V124H108ZM111 123V124H110ZM118 123V124H117ZM134 123V124H133ZM137 123V124H136ZM15 126H14V125ZM124 124V125H123ZM169 124V125H168ZM172 124H173V126H172ZM177 126H175V125ZM6 125V126H5ZM55 125V126H54ZM67 125H69V126H67ZM109 127H108V126ZM122 125V126H121ZM126 125V126H125ZM12 126V127H11ZM51 126H54L53 128H56V127H58L60 130H58L57 131V129H54V133L52 132L53 131V129H51L52 127ZM74 126V128L72 129V127ZM77 126V127H76ZM113 126V127H112ZM21 127H23V128H21ZM63 127V129L64 128H66V127H68L67 128V130L68 131H66V129L64 130V131H62L63 129H61ZM117 127V128H116ZM130 127L133 129H130ZM134 127V128H133ZM12 128H13V130H12ZM15 128V129H14ZM118 128H120V129H118ZM169 128V129H168ZM171 128V129H170ZM182 128H183V130H182ZM10 129V130H9ZM83 129V128H82ZM81 129V130H82ZM115 129V130H114ZM116 129H117V131H116ZM4 130V131H3ZM21 130L23 131V133L21 132ZM27 130V131H26ZM32 130H33V132H32ZM52 130V131H51ZM111 130V131H110ZM114 130V131H113ZM124 130H125V132H124ZM127 130V131H126ZM176 132H175V131ZM180 130V131H179ZM18 131V132H17ZM56 131V132H55ZM113 131V132H112ZM120 131V132H119ZM129 131V132H128ZM174 131V132H173ZM179 131V132H178ZM183 131V132H182ZM4 132V133H3ZM9 132V133H8ZM13 132H14V134H13ZM25 132H27V133H25ZM30 134H29V133ZM41 132V131H40ZM39 132V133H40ZM107 132V131H106ZM117 132V133H116ZM142 133H146V132H149V131H141ZM140 132V134H142ZM169 132V133H168ZM172 132V133H171ZM179 134H178V133ZM7 135H6V134ZM33 133V134H32ZM38 133V134H39ZM67 133V134H66ZM70 133V134H69ZM75 133V134H74ZM122 133H125V134H122ZM127 133V134H126ZM128 133H131V134H128ZM135 133H133L134 135H135ZM176 133V134H175ZM4 134V135H3ZM23 134V135H22ZM27 135V136H25V135ZM35 134L37 135L36 136V139H35V141H33V143H36V142H38L37 143V145L36 144H31L30 146H28V147H30L29 149L28 148H26L27 150L25 151V155L23 156V157H25V158H22V160H20L19 162H22L21 163V167L22 168H20L19 166H20V163L18 164V162H17V166H16V168H13V166L14 165H12L13 164V160L16 158V157H21L22 155H21V151L19 150L18 151V149H20V147H21V145H24L22 142H23V140H24V143H25V141L27 140H29L30 138L32 139L33 137L35 138ZM55 134H57V135H55ZM59 134V135H58ZM66 134V135H65ZM175 134V135H174ZM177 134H178V136H177ZM15 135V136H14ZM73 135H75V136H73ZM171 135V136H172ZM2 136V137H1ZM12 136V137H11ZM17 136V137H16ZM20 136V137H19ZM25 136V137H24ZM64 136V137H63ZM73 136V137H72ZM5 139H4V138ZM28 137H29V139H28ZM61 138V140L58 142L57 140H59V138ZM70 137V138H69ZM176 137V138H175ZM7 138V139H6ZM22 138V139H21ZM27 138V139H26ZM54 138V139H53ZM57 138V139H56ZM67 139V140H66ZM176 139V140H175ZM10 140V141H9ZM17 140V141H16ZM53 140V141H52ZM63 140V141H62ZM5 141V142H4ZM22 141V142H21ZM45 141V142H44ZM144 143H143V142ZM178 141V142H177ZM51 142V143H50ZM56 143V145L54 144L53 145V143ZM66 142V143H65ZM96 142V143H95ZM94 142V144H91L93 147H94V145H95V147L93 148L91 145V147H90V149L88 150V151H86L81 157H82V161H83V165L84 166H87L86 168H88L90 165V167H92L91 169L92 170H100V168H101V166L103 165H105L104 163L106 162V158L108 159V156L110 155V153H111V151L114 149V147H115V145L113 146V145H111V144H107L106 142H103L102 141V143L104 144H102L101 143V141H95ZM97 142H100V143H97ZM178 144H177V143ZM16 143H18L19 145H17ZM41 143H43V145L41 144ZM45 143V144H44ZM59 143V144H58ZM173 143V144H174ZM13 144H14V147H16L15 149H14V147H13ZM26 144V143H25ZM52 146H51V145ZM5 145H6V147H5ZM35 145V146H34ZM38 145H41V146H38ZM46 145V146H45ZM59 145V146H58ZM69 145V143L66 145V146H68ZM107 147H106V146ZM2 146V147H1ZM33 146V147H32ZM43 146H44V148H43ZM48 146V147H47ZM51 146V147H50ZM53 146H54V149H53ZM111 146V147H110ZM178 147L179 146V150L180 149H182V150H180V151H178L180 154H181V152H182V154L181 155H179V154H176V152H175V148H174V151L172 150L173 148L172 147ZM23 147V146H22ZM21 147V148H22ZM36 147V148H35ZM38 147L40 148V149H38ZM50 147V148H49ZM100 149H98V148ZM113 147V148H112ZM35 148V149H34ZM41 148H42V151L44 152V154L42 153V151H41ZM45 148L47 149V150H45ZM97 148V149H96ZM187 148V149H186ZM9 149V150H8ZM12 149H13V151H12ZM32 149V150H31ZM34 149V150H33ZM55 149H56V151H55ZM94 149V150H93ZM107 149H109V150H107ZM112 149V150H111ZM133 149V150H132ZM138 149H140V151L141 152H139V150ZM17 150V151H16ZM28 150H30V151H28ZM36 150V151H35ZM41 152H40V151ZM49 150V152H50V155H51V152L53 153L51 156L49 155V153L47 152ZM107 150V151H106ZM9 151L10 152H14V151H16L17 153L16 154H18V155H16L15 154V152H14V155H13V153H11L12 155H13V157H12V155L11 154H9ZM33 151H35L34 153H35V155H34V153H32ZM46 151V152H45ZM54 151V152H53ZM97 151H100V152H97ZM137 151V152H136ZM173 151V152H172ZM191 151V152H190ZM228 151H231L230 149H228ZM3 152V153H2ZM37 152L39 153V155L37 154ZM92 152V153H91ZM104 152V153H103ZM133 152H135L136 154H134ZM150 152H152V153H150ZM155 152H157V154L158 155H156V153ZM169 152V153H168ZM171 152H172V154H171ZM177 152V153H178ZM185 152H186V154H185ZM32 153V154H31ZM40 153H41V155H40ZM48 153V154H47ZM92 155H91V154ZM100 153V154H99ZM109 153V154H108ZM133 153V154H132ZM173 153H175L174 155H179L178 156V158H179V161H177L178 160V158H175V157H177V156H174L173 155ZM193 153V154H192ZM227 153H229V152H227ZM244 153V154H243ZM8 154V156L6 157L5 155H7ZM87 156H86V155ZM105 154V155H104ZM108 154V155H107ZM247 156H246V155ZM4 155V156H3ZM10 155H11V157H12V159H10L9 157H10ZM27 155V156H26ZM31 155L33 156H36V157H40V156H43V157H46V155H47V159H45V161H43V162H45V163H43V165H42V162L41 163H39V164H37V163H35V162H33L34 164L33 165H30V164H32V160H31V158L33 159V158H35V157H31ZM38 155V156H37ZM84 155H85V157H84ZM104 155V156H103ZM185 155H188L190 158H189V163H186V162H188V156H185ZM192 155L194 156L193 158L195 159V160H193V158H192ZM242 155H243V157H242ZM245 155V156H244ZM48 156H50V159L48 158ZM94 156V157H93ZM128 156H130V155H128ZM134 156V157H135ZM168 156V157H167ZM173 156V157H172ZM182 156V157H181ZM4 157V158H3ZM31 157V158H30ZM80 157V156H79ZM104 157H106V158H104ZM145 157H147L146 155H145ZM154 157V158H155ZM158 157V158H157ZM172 157V158H171ZM246 157V158H245ZM250 157V158H249ZM88 158H89V160H88ZM101 158H103V159H101ZM168 158V160H170V163H169V161L167 160L166 161V159ZM175 158V159H174ZM184 158H185V160H187L186 162H184ZM204 158H207L208 159V164L205 166V164H204V160L203 159ZM1 159H2V162H1ZM6 160V161H4V162H6V163H4L3 162V160ZM10 159V160H9ZM96 159H97V161L99 162V163H101V164H99L97 161H96ZM158 159V160H157ZM173 159L174 160H176V162L178 163L179 162V164L182 166V163H185V164H187V165H185L186 167H184V164H183V167H181V166H179V164L177 165L176 163H175V161H173ZM182 159V160H181ZM191 159L193 160V161H191ZM198 159V160H197ZM250 159V160H249ZM10 162H9V161ZM12 160V161H11ZM48 160H49V162H50V164H49V162H48ZM164 160V161H163ZM199 162V163H197V161ZM203 160V161H202ZM234 160V161H233ZM7 161H8V163H10L9 164V166H8V163H7ZM25 161V164H28L29 163V165L31 166V168H34L33 170H30V167L28 168L27 167V165L25 166L24 165V162ZM34 161V160H33ZM86 161V162H85ZM88 161V162H87ZM100 161H102V162H100ZM158 161V162H157ZM163 161V162H162ZM210 161L212 162V163H210ZM222 161V160H221ZM244 161H246V162H244ZM26 162H28V163H26ZM85 162V163H84ZM92 162V163H91ZM95 162V163H94ZM97 162V163H96ZM137 162V163H136ZM164 162H165V166L164 165H162V164H164ZM168 162V163H167ZM87 163V164H86ZM152 163V164H153ZM173 163H174V166H173ZM250 163V164H249ZM86 164V165H85ZM94 164V165H93ZM139 164H143L144 166H140ZM172 164V165H171ZM198 164V165H197ZM202 164V165H201ZM12 167H11V166ZM37 165L38 166H40L39 168L37 167ZM89 165V166H88ZM96 165V166H95ZM131 165H132V167L135 169L136 168V170H134L133 168H131ZM134 165V166H133ZM177 165V166H176ZM194 165V167L196 166V167H202V168H198L199 169V171H198V169L197 168H194V167H190V166H193ZM5 166V167H4ZM23 166L25 167L24 169L26 170L27 168L30 170V172H29V170H26L25 172H24V170H23ZM45 166V167H44ZM46 166H47V168H48V170L50 171V170H52L53 168H54V170H52V171H48L47 169H46ZM55 166V167H54ZM95 166V167H94ZM188 166V167H187ZM246 166V167H245ZM3 167H4V170H6V172H4L3 173ZM7 167V168H6ZM10 169H9V168ZM27 167V168H26ZM90 167H89V169H90ZM96 167H98V168H96ZM159 167V168H158ZM176 167V168H175ZM251 167V168H250ZM13 168V169H12ZM19 168H20V170L21 171H19ZM43 168H45L44 169V173L42 172V170H43ZM52 168V169H51ZM55 168H57V169H55ZM103 168V167H102ZM149 170H148V169ZM166 168V169H165ZM171 168V169H170ZM182 169V172H181V170L180 169ZM187 168V169H186ZM192 168H194L193 169V171L191 170ZM249 168V169H248ZM8 169V170H7ZM41 169V171H39ZM118 171H117V170ZM126 169V170H125ZM145 169V170H144ZM155 169V170H154ZM174 169H176V170H174ZM178 169H179V171L181 172L180 174H181V177H183V178H185V179H182L181 177H180V174H179V172H178ZM196 169V170H195ZM203 169H205V174H204V170L202 171ZM37 170H38V173L39 174H41V176L39 177V176H37L38 174H36V172H37ZM114 170V169H113ZM139 170V171H138ZM151 170V171H150ZM159 171V173H158V171ZM163 170H165L164 171V173L163 172H161V171H163ZM187 170V171H186ZM194 170H195V172H194ZM246 170H248L247 172H246ZM27 171H28V174H27ZM34 172V174H33V172ZM49 172V173H47V172ZM118 172V175H117V172ZM126 171V174L125 173H123V172H125ZM135 171V172H134ZM174 171H175V174H174V176H173V173H174ZM189 171H191L192 173H189ZM51 172H52V174H51ZM54 172H56V174L57 175H54L55 173ZM146 172H148L149 173V175H148V173H146ZM152 172V173H151ZM168 172H170V174L168 173ZM243 172H245V174L243 173ZM15 173H17V175L15 174ZM46 173V174H45ZM161 173V174H160ZM188 173H189V176H190V178H189V176H188ZM2 174H4V175H2ZM6 174V175H5ZM30 174H32V175H35L37 178H35V176L33 177V176H31ZM43 174H45L46 176H50V175H52V177L49 179L48 177H46L47 179L45 180V179H43L44 178V176H43ZM48 174V175H47ZM50 174V175H49ZM131 174V175H130ZM136 174H138V175H136ZM154 174V175H153ZM160 174V175H159ZM169 174V175H168ZM199 174V175H198ZM238 174H239V176H238ZM240 174H242V175H240ZM9 175V176H8ZM13 175H15V176H13ZM120 175V176H119ZM127 175V176H126ZM158 175V176H157ZM178 177H177V176ZM201 175V176H200ZM243 175H246V176H244V178H243ZM17 176H21L20 178L19 177H17ZM55 176V177H54ZM143 176V177H142ZM153 176V177H152ZM166 176H168V177H166ZM169 176H170V178H169ZM172 176V177H171ZM200 176V177H199ZM242 176V177H241ZM17 178L16 180H14V179H12L11 180V178ZM33 177V179H37L36 180V182H34V180L33 179H31ZM116 177H118L117 179H116ZM235 177V178H234ZM18 178H19V181H18ZM24 178H25V180H24ZM40 178H42L41 180H39ZM54 180H53V179ZM150 178H151V180H150ZM154 178V179H153ZM156 178V179H155ZM158 178V179H157ZM161 178L163 179V180H161ZM166 178V179H165ZM174 178V179H173ZM182 180H180V179ZM241 178H242V180H241ZM262 178V179H261ZM21 179V180H20ZM25 181V182H23V184H22V181L23 180ZM122 179V180H121ZM134 179V180H133ZM170 179V180H169ZM237 179H239V180H241V181H239V180H237ZM248 179V180H247ZM252 179H254V180H252ZM261 179V180H260ZM7 180V182L10 184V185H8V183L7 182H5ZM11 182H10V181ZM17 181V183H14V181ZM27 180V181H26ZM34 182V184H32V181ZM43 180H45V181H43ZM49 180V181H48ZM56 180V181H55ZM114 180V181H113ZM119 180V181H118ZM137 180V181H136ZM159 182H158V181ZM169 180V181H168ZM177 180V181H176ZM185 180H187V182H189V183H187L188 185H186V181ZM200 180V181H199ZM48 181V182H47ZM147 181V183L145 184L144 182H146ZM149 181V182H148ZM171 181V182H170ZM179 181V182H178ZM201 181H203L202 183H201ZM234 181V182H233ZM236 181H239L238 183L239 184H237L236 183ZM244 181V182H243ZM251 181V182H250ZM2 182V183H1ZM26 182H28L29 184H31V185H29V184H24V183H26ZM51 182V184L49 185V183ZM53 182V183H52ZM85 183V185L84 184H82V183ZM114 182H116V183H114ZM143 182V183H142ZM150 182H152L151 184L152 185H150L149 183ZM156 182V183H155ZM164 182H165V185H164ZM176 182V183H175ZM184 182H185V184H184ZM247 182V183H246ZM257 182H259V183H257ZM4 183V184H3ZM5 183H6V185H5ZM13 185H12V184ZM41 183H42V186H41ZM45 183H47L48 185H44L43 186V184H45ZM54 183H55V185H54ZM126 184V186H125V184ZM139 183V184H138ZM160 183V184H159ZM163 183V184H162ZM166 183H168V184H166ZM172 183H174V184H172ZM179 183V184H178ZM241 183H243V185H244V187H242V191L243 190H245V192L246 191H248L249 192V194H247V193H244V191H243V193L242 192H238V191H241V186H243ZM244 183H246V184H244ZM250 183V184H249ZM251 183H253V184H251ZM1 184H3L2 185V188H4V189H2L1 188ZM55 186H53V185ZM107 184H109V186L112 188V185H113V188L111 189L110 187H108L107 186ZM117 186H116V185ZM122 184V185H121ZM134 184V185H133ZM141 184H142V187H141ZM202 184V185H201ZM260 184V185H259ZM12 185V186H11ZM22 185V186H21ZM24 185V186H23ZM123 185H124V187H123ZM128 185V186H127ZM132 185V186H131ZM138 185V186H137ZM149 187H148V186ZM155 185V186H154ZM157 185V186H156ZM161 185H162V189H163V191H162V189H161V192H160V190H158V188L160 189L161 188ZM177 185V186H176ZM184 185V186H183ZM185 185L187 186V187H185ZM191 185V186H190ZM235 185V186H234ZM249 185V188L247 187V186ZM251 185V186H250ZM6 186H8V189L6 188ZM20 186V188H28V190L30 191V193L29 194H31V197L33 198L34 196V194L35 195H37L36 197H34V198H36V199H33L34 200V202L33 201H31V197L29 196V194H28V191L27 190H23V188H22V190L19 188L18 189V187ZM27 186H29V187H27ZM39 186V187H38ZM41 186V187H40ZM47 186V187H46ZM86 186H88V187H86ZM116 188H115V187ZM159 186V187H158ZM193 186H195L197 189H198V187H199V189L198 190H196V188L195 187H193ZM203 186H205V187H203ZM230 186V187H229ZM232 186H233V188H232ZM239 186V189L238 188H236V187H238ZM245 186H246V188H245ZM257 186L259 187V189L257 188ZM15 187H16V189H15ZM51 187H54V188H52V189H50L51 191H52V193L53 192H55V194H53L54 196H55V200H56V203L54 202L55 200H54V198H53V200L50 198V197H52V193H51V191H50V194L48 195V189L49 188H51ZM86 187V188H85ZM106 187V188H105ZM126 187V188H125ZM127 187H129V188H127ZM146 187V192L144 191V189L143 188H145ZM148 187V188H147ZM152 187V188H151ZM158 187V188H157ZM167 189H166V188ZM168 187H169V190L171 189V194L169 195L168 193H170V191L168 190ZM188 187H190V189H191V191H190V189L188 188ZM225 187V188H224ZM227 187V188H226ZM235 187V188H234ZM252 187H254V189L255 190H257V191H255ZM256 187V188H255ZM10 188V189H9ZM24 188V189H25ZM36 189V190H34V191H36V192H34L33 191V194H32V192H31V190H33V189ZM39 188V189H38ZM42 188V189H41ZM44 188H46V190H47V194H45V192H46V190H43ZM48 188V189H47ZM56 188V190L54 191L53 189H55ZM76 188H77V190H76ZM80 188V189H79ZM85 190H84V189ZM95 189V191L94 190H92V189ZM106 190H105V189ZM110 189V192H109V190L108 189ZM125 188V189H124ZM155 188V189H154ZM165 188V189H164ZM222 188H224V190H226V191H224V190H222ZM230 188V189H229ZM245 188V189H244ZM42 190L43 191V195L41 196V194H42V191H41V193L38 191V190ZM65 189V190H66ZM100 189H102V190H100ZM116 189V190H115ZM128 189V190H127ZM139 189V190H138ZM140 189L142 190V192L140 191ZM153 189V190H152ZM175 189H177V191H176V196H178V194H179V196L181 197L180 198V200H178L179 199V196H178V198L177 197H175V202H173L174 201V196H175ZM203 189V190H202ZM231 189H232V191H231ZM248 189V190H247ZM18 190H20V191H27V192H23L24 194H26V196L22 193V195H20L18 192H20V191H18ZM71 190V191H70ZM74 190V191H73ZM76 190V191H75ZM105 190V191H104ZM119 192H118V191ZM125 190H126V192H125ZM150 190H152L151 192H152V195H151V192H150ZM156 190V191H155ZM158 190V191H157ZM166 190V191H165ZM183 191V192H185L184 193V195H183V192L182 193H179L180 191ZM237 190V191H236ZM254 191V193L253 192H251V191ZM45 191V192H44ZM56 191H57V193H56ZM77 191H79V192H77ZM94 191V192H93ZM98 191H99V193H98ZM139 191H140V193H139ZM155 192V194H154V192ZM222 191H224V193H226V195L225 194H223L224 196H226V197H224L221 193H222ZM227 191L229 192L228 193V195H227ZM8 192V196H10L12 199H10V197H8L7 196V193ZM37 192H38V194H37ZM75 192V193H74ZM85 192V193H84ZM92 192V193H91ZM95 192H97L95 195H94V193ZM100 192H104L103 194H101ZM108 192H109V194H108ZM117 192V193H116ZM131 192H133V193H131ZM156 192H158L159 194H158V196H156L157 195V193ZM166 192V193H165ZM168 192V193H167ZM174 192V193H173ZM203 192V193H202ZM220 192V193H219ZM238 192V193H237ZM40 193V194H39ZM111 193V194H110ZM126 193V194H125ZM129 193V194H128ZM131 193V194H130ZM135 193V194H134ZM142 193H143V195H142ZM148 193V194H147ZM165 193V194H164ZM198 193V194H197ZM257 193V194H256ZM17 194V195H16ZM59 194H60V196L62 195L63 196V198H57L58 196H59ZM69 194H70V196H72V197H74L73 199H71L70 197H68L69 196ZM74 194H76V196L74 195ZM88 194H90V196H88ZM93 194V195H92ZM106 194H107V198H106ZM115 194V195H114ZM141 197H139L138 195ZM151 196H150V195ZM168 194V195H167ZM174 194V195H173ZM189 196H188V195ZM232 194L234 195V198H232ZM241 194H243V195H241ZM247 194V195H246ZM13 195V196H12ZM21 197H20V196ZM23 195H24V198H23V201L27 204V203H29L28 204V207L26 206V204L23 202V204L21 203V207L22 208H26V210H25V212L23 211L24 209H22L21 207H19V209H18V207H17V205H16V203L17 204H20V198H22L23 197ZM41 196V197H38V196ZM51 195V196H50ZM74 195V196H73ZM102 195H104V198L103 197H100V196ZM136 195V197H138V198H135L134 196ZM142 195V196H141ZM145 195V196H144ZM146 195H149V196H146ZM167 195V196H166ZM199 195V196H198ZM255 195H256V197H255ZM31 198H29V197ZM44 196V197H43ZM46 196H47V198L48 199H46ZM67 197L68 198V200H67V198L65 199V197ZM84 196V197H83ZM85 196H86V199H85ZM88 196V197H87ZM95 196V198L93 199V197ZM97 196H98V198H97ZM126 196V197H125ZM132 196H133V198H132ZM155 196V197H154ZM163 196V197H162ZM166 196V197H165ZM169 196V199L167 198ZM170 196H171V198H170ZM236 196V197H235ZM242 196H244V197H242ZM247 196V197H246ZM18 197H19V199H18ZM27 197V198H26ZM76 197V198H75ZM108 197H109V199H108ZM110 197H111V199H110ZM121 197V198H120ZM128 197V198H127ZM129 197H130V199H129ZM142 197H143V199H142ZM148 197V198H147ZM154 197V198H153ZM158 197H160V198H162V201H161V199H157V200H159L158 201V204H155V203H157V200L155 199V198H158ZM207 197H210V198H208V199H206ZM212 197V198H211ZM216 197V198H215ZM231 197V198H230ZM5 198V199H6ZM9 198V199H8ZM17 198V200H15ZM43 198H45V200L43 199ZM88 198V199H87ZM92 198V199H91ZM97 198V199H96ZM99 198L101 199V198H103V199H101L100 201H99ZM119 198V199H118ZM146 198V199H145ZM152 198V199H151ZM165 198H167V201L166 200H164ZM187 198V199H186ZM237 198H238V200H237ZM241 198V199H240ZM253 199L254 200V202L253 203H251V204H249V203H244V200H248V199ZM13 199H14V201H13ZM28 199V200H27ZM40 199H42V201L40 200V203H39V200ZM51 200V201H48V200ZM64 199H65V201L66 202H64ZM75 199H77V201L75 200ZM82 199H83V201L84 202H82ZM92 201H91V200ZM97 201H96V200ZM115 199H116V201H115ZM121 199V200H120ZM125 199H126V202H127V204H125L126 202H125ZM132 200L131 201V203H130V201H129V203L130 204H128V200ZM150 199L151 200H153L154 201V199H155V203L154 202H149L150 201ZM170 199L172 200V201H170ZM183 199H185V200H183ZM212 201H211V200ZM222 199H224V200H222ZM232 199V200H231ZM240 199V200H239ZM9 200H11V201H9ZM26 200H27V202H26ZM35 200L37 201V202H35ZM43 200H44V202L46 203L47 201H48V203L50 202V204L52 203L55 207H52L50 204H45L44 202H43ZM88 200H90V203H89V201L87 202ZM93 200L94 201H96L95 203L93 202ZM108 200V201H107ZM124 200V201H123ZM135 200H136V202H135ZM140 200V201H139ZM147 200V201H146ZM165 201V203H164V201ZM169 200V201H168ZM178 200V201H177ZM188 200V201H187ZM203 200V201H202ZM204 200H206V201H204ZM229 200V201H228ZM230 200L232 201V202H230ZM8 201H9V203H8ZM13 201V202H12ZM16 201V202H15ZM17 201H19V203L17 202ZM29 201V202H28ZM76 201V202H75ZM80 201V202H79ZM122 201H123V203H122ZM135 203H134V202ZM139 201V202H138ZM145 201V202H144ZM183 201H186V202H184V203H182ZM208 201V202H207ZM236 201H239V202H236ZM260 201V202H259ZM6 202H7V204H6ZM11 202V203H10ZM15 202V203H14ZM22 202V201H21ZM72 204H71V203ZM88 204H87V203ZM91 202H92V206H91ZM115 204H114V203ZM138 202V203H137ZM143 202V203H142ZM170 205V207H169V205L167 204V203ZM170 202V203H169ZM177 202H178V204H177ZM182 203V204H180V203ZM188 202V203H187ZM212 204H211V203ZM233 202H236L235 204L233 203ZM31 203H32V206H31ZM60 203V204H59ZM70 203V204H69ZM85 203L87 204V206L85 205ZM151 203V204H150ZM160 203V204H159ZM173 203H174V205H177L176 207H173L174 205H173ZM185 203H187V204H185ZM190 203V204H189ZM193 203V204H192ZM229 203H231V204H229ZM255 203V204H254ZM262 203H263V205H262ZM6 204V205H5ZM13 204V205H12ZM16 205V207H15V205ZM34 204V205H33ZM37 204H39V207H38V205ZM42 204V205H41ZM65 204V205H64ZM77 206H76V205ZM79 204V205H78ZM81 204H84V205H82V207H81ZM90 204V205H89ZM147 204H150V206H148ZM165 204V205H164ZM173 206H172V205ZM207 204V205H206ZM213 204H215L214 206H212ZM228 206H227V205ZM238 204V205H237ZM241 204V205H240ZM4 205H5V207H4ZM8 205V206H7ZM47 205H49V206H47ZM57 205H59V206H57ZM69 205V206H68ZM73 205H75V207L73 206ZM88 205H89V207H88ZM93 205H95V206H93ZM126 205H127V207H126ZM134 205V206H133ZM142 205H143V207H142ZM153 205H155V206H153ZM157 205V206H156ZM178 205H182L181 207L179 206L178 207ZM194 205V206H193ZM195 205H196V207H195ZM210 205V206H209ZM230 205V206H229ZM248 205V206H247ZM11 208H10V207ZM34 206V207H33ZM40 206H41V208H40ZM47 206V207H46ZM61 206V207H60ZM71 206V207H70ZM80 206V207H79ZM122 206V207H121ZM133 206L134 207V209H132L131 207ZM138 207V208H135V207ZM147 206H148V208H150V209H148L147 208ZM166 206V207H165ZM191 206H192V209H191ZM207 206H209V207H207ZM212 206V207H211ZM224 206H225V208H224ZM232 206V207H231ZM235 206H237V207H235ZM240 206H244L243 208H241ZM261 206V207H260ZM3 207L5 208V209H3ZM7 207V208H6ZM32 207V208H31ZM44 207V208H43ZM53 209H52V208ZM57 207V208H56ZM78 207V208H77ZM86 208V210H85V208ZM90 209H88V208ZM93 207V208H92ZM95 207V208H94ZM155 207V208H154ZM157 207V208H156ZM165 207V208H164ZM188 207H189V210H188ZM199 207V208H198ZM203 207V208H202ZM204 207H206V208H204ZM214 207V208H213ZM227 207V208H226ZM229 207H230V209H229ZM233 207H235L234 209H235V211H234V209H233ZM246 207V208H245ZM250 207V208H249ZM251 207H253V208H251ZM258 207V208H257ZM33 208H34V210L36 209V211L37 212H35L34 210H33ZM49 208V209H48ZM56 208V209H55ZM69 208V209H68ZM76 208V209H75ZM81 208H82V210H81ZM91 208H92V210H91ZM117 208H119V209H117ZM130 208V209H129ZM145 208V209H144ZM154 208V209H153ZM167 208V210L165 211V212H162V211H164L165 209ZM171 208V212H170V209ZM173 208V209H172ZM175 208V209H174ZM177 208V209H176ZM184 208V209H183ZM210 208H212L214 211H216V210H218L219 212L218 213H223L224 214V212L226 213V215L224 214V215H220V214H217V211L216 212H213V210L211 209L210 210ZM216 208V209H215ZM218 208V209H217ZM233 209V211H232V209ZM237 208H240V209H237ZM244 208H245V210H244ZM4 211H3V210ZM8 209H10L9 211H8ZM18 209V210H17ZM29 209V210H28ZM30 209L32 210V211H30ZM41 209H44V210H41ZM45 209L47 210H49V212H48V210L47 211H45ZM52 209V210H51ZM67 209H68V211H67ZM78 209L79 210H81V211H86V212H81V211H78ZM88 209V210H87ZM123 209V210H122ZM138 209V210H137ZM146 210V211H144V213H143V211H142V213H139V211H141V210ZM148 209V210H147ZM158 210V212L156 211V210ZM160 209V210H159ZM181 209V210H180ZM227 209V210H226ZM229 209V210H228ZM5 210H6V212L7 213H5V214H7V215H9V216H7V215H4L3 213L5 212ZM28 210V211H27ZM70 210H71V212H70ZM75 210V211H74ZM131 210L133 211V213L131 212ZM137 210V211H136ZM153 210H154V212L156 213H158V215H157V213L155 214L156 216H154L152 213H153ZM169 210V211H168ZM174 210V211H173ZM184 210V211H183ZM186 210V211H185ZM222 210L224 211V212H222ZM242 212H241V211ZM247 210V211H246ZM3 211V212H2ZM17 211V212H16ZM30 211V212H29ZM33 211H34V213L35 214H33ZM45 211V212H44ZM55 211V212H54ZM104 211V212H103ZM126 211H128V212H126ZM150 211V212H149ZM160 211V212H159ZM174 213H173V212ZM182 211V212H181ZM196 211V212H195ZM205 211V212H204ZM209 211V212H208ZM228 211V212H227ZM2 212V213H1ZM19 212V214H17ZM22 212V213H21ZM43 212H44V214H43ZM79 212V213H78ZM87 212H89V213H87ZM121 212V213H120ZM123 212H124V214H123ZM134 212H137V213H134ZM146 212V213H145ZM161 212H162V214H163V216H160V215H162L161 214ZM185 212H187V213H185ZM213 214H211V213ZM233 212V213H232ZM237 212V213H236ZM240 212V213H239ZM243 212H244V214H243ZM255 212H256V214H255ZM16 213V214H15ZM25 213V214H24ZM30 213H32V214H30ZM46 213V214H45ZM85 213V215H83V214ZM131 213V214H130ZM150 213V214H149ZM198 213V214H197ZM214 213H215V216H214ZM228 213V214H227ZM235 213V214H234ZM14 214L16 215L15 217H14ZM25 215V216H21V215ZM42 214H43V216H42ZM49 214V215H48ZM67 214V215H66ZM71 214V215H70ZM79 214H80V216H79ZM93 214V215H92ZM103 214L105 215V216H103ZM125 214H127V215H125ZM137 214V215H136ZM143 216H142V215ZM170 214H171V216H170ZM175 216H174V215ZM179 214V215H178ZM187 214V215H186ZM209 214H210V216H209ZM230 214V215H229ZM232 214H234L235 216H233ZM240 214V215H239ZM1 215H3V216H1ZM21 217H20V216ZM33 217H32V216ZM45 215V216H44ZM75 215H77V217L79 218V217H83V219L86 217L87 219L86 220H89V222L88 221H86V220H83L82 219V217H81V219H82V221H81V219L79 218H77ZM87 215V216H86ZM90 215V216H89ZM115 217H114V216ZM117 215V216H116ZM119 215H120V217H119ZM134 215L136 216V217H134ZM139 215V216H138ZM146 215V216H145ZM165 215V216H164ZM167 215V216H166ZM197 215V216H196ZM200 215V216H199ZM212 215V216H211ZM217 215V216H216ZM220 215V216H219ZM230 216V217H232V218H230V217H227V216ZM7 216V217H6ZM17 216H18V218H17ZM29 216H31V217H29ZM53 216V217H52ZM72 216H73V218H72ZM92 216V217H91ZM100 216V217H99ZM125 216V217H124ZM141 216V217H140ZM150 216V217H149ZM158 216V219L156 218ZM27 218V219H25V218ZM42 217V218H41ZM44 217V218H43ZM51 217V218H50ZM94 217V218H93ZM104 217V218H103ZM108 217V218H107ZM122 217V218H121ZM127 217H128V219L130 220H128L127 219ZM131 217H133V218H131ZM144 217V218H143ZM148 217H149V219H151L152 221H154V222H156L157 224H155L154 222H152V221H150V220H148L147 222H150V224H152L153 223V225H151L150 226V224L149 223H147L146 222V220L148 219ZM155 217V218H154ZM164 217H165V219H164ZM213 217H214V221H213ZM218 217H220L219 219H218ZM224 217H226V218H224ZM239 217V218H238ZM9 218V219H8ZM14 218V219H13ZM24 218V219H23ZM29 218V219H28ZM46 218V219H45ZM70 218H72V219H70ZM77 220H76V219ZM88 218H90V219H88ZM92 218H93V220H92ZM99 220H98V219ZM111 218V219H110ZM124 218V219H123ZM139 218V219H138ZM146 218V219H145ZM163 220H162V219ZM171 218V221L169 220ZM178 218H180V219H178ZM189 218V220H187ZM225 219V220H227L226 221V224H227V222H228V225H227V228H225L224 226H220V224H222V223H220V221L219 220H221V222H223V220L222 219ZM256 218H258V219H256ZM11 219V220H10ZM23 219V220H22ZM31 219V220H30ZM43 221H45V223H47V224H44L43 222V224L41 223V221L42 220ZM45 219V220H44ZM51 219V220H50ZM106 220V222H104L105 220ZM115 219V220H114ZM125 219H126V221H125ZM138 219V220H137ZM144 219V220H143ZM155 219V220H154ZM157 219V220H156ZM176 219V221H174V220ZM192 219H193V221H192ZM199 219V220H198ZM209 219H210V225H208L209 227L207 228V227H203V225L202 224H205L206 223V221H209ZM216 219V220H215ZM12 220H14V221H12ZM26 221V224H28V225H26L25 224V222H21V221ZM30 220V221H29ZM69 220V221H68ZM75 222H81V223H73L74 221ZM97 220V221H96ZM121 220V221H120ZM132 220V221H131ZM134 220V221H133ZM142 220H143V223L146 225V226H144V224L142 223L141 224V222H142ZM159 220H162V222H160ZM165 220H167V221H170V222H165ZM179 220V221H178ZM200 221V222H198V221ZM225 220H224V222H225ZM258 220H259V222H258ZM261 220V221H260ZM15 221H17V222H15ZM39 221V222H38ZM73 221V222H72ZM95 221H96V223H95ZM103 221V222H102ZM119 221V222H118ZM127 221H129V222H127ZM137 222V224H139V225H137V224H135L136 222ZM172 221H174V222H172ZM197 221V223H195V222ZM213 221V222H212ZM218 221V222H217ZM233 221V222H232ZM257 221V222H256ZM10 222V223H9ZM51 222H52V225L50 226V224H51ZM87 222H88V224H89V226H88V224H87ZM108 222V223H107ZM111 222V223H110ZM115 222V223H114ZM122 222V223H121ZM125 222V223H124ZM130 222H131V224H130ZM132 222H135V223H133V225H132ZM140 222V223H139ZM152 222V223H151ZM160 223V225H163V226H160V225H158L159 223ZM166 224H165V223ZM186 222L188 223V224H186ZM214 222H215V224L217 225H215L214 224ZM223 222V225H225V223ZM17 223V224H16ZM22 223V224H21ZM30 223V224H29ZM33 223H34V225L37 227V228H34L35 226H32L33 225ZM36 223V224H35ZM39 223H41L40 224V226H38L39 225ZM59 223V224H58ZM71 223V224H70ZM86 223V224H85ZM98 223V224H97ZM106 223H107V225H106ZM123 223H124V225H123ZM126 223H128V224H126ZM162 223V224H161ZM169 223V224H168ZM191 223V224H190ZM194 223V224H193ZM218 223H219V225H218ZM9 224L11 225V226H9ZM15 225L14 227H13V225ZM23 224H25L24 226H23ZM80 224L82 225V226H80ZM97 224V225H96ZM104 226H103V225ZM135 224V225H134ZM173 224V225H172ZM176 224V225H175ZM196 224V225H195ZM230 224V225H229ZM233 226H232V225ZM20 225H22V227L20 226ZM31 225V226H30ZM45 225V226H44ZM57 225V226H56ZM61 225V226H60ZM70 225L72 226V227H76V228H74V230H73V228L72 229H69V227H70ZM84 225V226H83ZM99 225H102V226H99ZM111 225V227H109ZM122 225V226H121ZM126 225V226H125ZM128 225V226H127ZM130 225V226H129ZM135 226V227H133V228H135V229H133L132 228V226ZM147 225H149V227H153L152 229H150V228H148L150 231H152V235L149 233L150 231L147 229ZM186 225V226H185ZM202 225V226H201ZM26 226V227H25ZM29 226V227H28ZM42 226V227H41ZM77 226H79V229H77L78 227ZM91 226V227H90ZM93 226V227H92ZM113 226V227H112ZM120 226H121V228H120ZM124 226V227H123ZM136 226H138V227H136ZM139 226H142V229L141 228H139ZM189 226H191V227H189ZM197 226V229L196 228H193V227H196ZM226 226V225H225ZM10 227H12V229L10 228ZM18 227V228H17ZM19 227L20 228H23V229H21L20 230V232H17L18 230L17 229H19ZM33 227V228H32ZM48 227V228H47ZM56 227H61V229L62 230H60V228H56ZM64 229H63V228ZM81 227V228H80ZM85 227H87V228H85ZM96 227H98V228H96ZM108 227H109V229H108ZM115 227V228H114ZM126 227V228H125ZM131 229H130V228ZM144 227H146V229L144 228ZM166 229H165V228ZM183 227V228H182ZM184 227H186V228H184ZM223 227V228H222ZM232 227V228H231ZM29 228H30V230H29ZM45 228V229H44ZM53 228V229H52ZM55 228V229H54ZM71 228V227H70ZM85 228V229H84ZM110 228H111V230H110ZM157 228V229H156ZM188 228V229H187ZM201 228H203V231L202 230H200ZM206 229V231H205V229ZM219 228H222V230L221 229H219ZM231 228V229H230ZM247 228V229H246ZM8 229V230H7ZM14 229H15V231H14ZM27 229H28V232H27ZM33 229V231H31ZM36 229H41L42 231H36ZM47 229V230H46ZM75 229H76V233H74L75 232ZM87 229V230H86ZM123 229H127L126 231L127 232H129L128 234H127V232L125 231L124 232V230ZM156 229V230H155ZM162 231H161V230ZM210 229V230H209ZM212 229V230H211ZM214 229V230H213ZM218 229V230H217ZM51 230H54V231H51ZM56 230V231H55ZM65 230V232H63ZM68 230V231H67ZM81 232H79V231ZM84 231V233H83V231ZM109 230V231H108ZM133 230V231H132ZM145 230H147V231H145ZM156 231L157 232V235H158V237L156 236V232H154V231ZM189 230V231H188ZM197 230V232H195ZM208 230V231H207ZM215 230H216V233H215ZM7 231V232H6ZM11 231H14V232H11ZM21 231H23V232H21ZM27 232V234H26V232ZM49 231H51V232H49ZM59 231H60V234H59ZM70 231H72L71 233H70ZM113 231H115V232H117V233H115L114 232V234H113ZM130 231H131V233H130ZM143 231H145L146 233H144ZM167 231V232H166ZM212 231H214L213 233H215L214 234V236L216 237V239H215V237L213 236V233H212ZM217 231H218V233H219V235H217ZM256 231V232H255ZM31 232V233H30ZM34 232V233H33ZM67 232V233H66ZM87 232V233H86ZM109 232L110 233H112V234H109ZM124 232V233H123ZM141 232V233H140ZM166 234H165V233ZM172 232V233H171ZM201 232V233H200ZM206 232H208V234L206 233ZM227 232H229V234L227 233ZM9 233V234H8ZM14 233V234H13ZM29 233V234H28ZM48 233H49V235H48ZM55 235H57V236H55ZM58 233V234H57ZM62 233V234H61ZM65 233V234H64ZM126 233V234H125ZM132 233H134V234H136V235H134V234H132ZM158 233H160V234H158ZM168 233H170L169 235H168ZM198 233H200L199 235H198ZM205 233V234H204ZM221 233H223L222 235H220ZM257 233H259V234H261V235H259V234H257ZM10 234H13V235H10ZM16 234H18V235H16ZM25 234V236H23ZM34 234V235H33ZM38 234V235H37ZM53 234V235H52ZM66 234H69V235H66ZM72 234H74L73 236L75 237V235L77 236V237H75V238H77V239H75L74 237H72ZM80 234V235H79ZM123 234V235H122ZM132 234V235H131ZM149 236H148V235ZM162 234H164V235H162ZM174 234V235H173ZM188 234V238H190V239H188L187 238V236H185V235H187ZM197 234V235H196ZM255 234V235H254ZM8 235V236H7ZM9 235L11 236V237H9ZM22 235V236H21ZM30 235V236H29ZM32 235V236H31ZM59 235V236H58ZM85 235V236H84ZM128 235H130V236H128ZM172 235H173V239H172ZM204 235V236H203ZM206 235V236H205ZM209 236V238H208V236ZM227 235V236H226ZM29 236V237H28ZM34 236H35V238H34ZM39 236H40V238H39ZM65 236V237H64ZM68 236V237H67ZM84 236V237H83ZM110 236V237H109ZM115 236L117 237V238H115ZM118 236H119V238H120V240L118 239ZM122 238H121V237ZM125 236L127 237L128 236V238H125ZM134 236V237H133ZM138 236L140 237V241H138L137 239H138ZM144 236H145V238H144ZM151 236H154V237H151ZM156 236V237H155ZM169 238H168V237ZM198 236V237H197ZM202 236V237H201ZM213 236V239L211 238V237ZM221 238V239H219V237ZM225 236V237H224ZM260 236V237H259ZM7 237V238H6ZM28 239H27V238ZM31 237V238H30ZM46 237V238H45ZM51 237V238H50ZM54 237H58V239H56L55 238V240L56 241H60V242H58V244H60L59 246H62L61 245V243H63L64 245L63 246H67L68 248H66L65 247V249H63V246L59 249V246H58V244L56 243V241L54 242V244L52 243V241H54L53 239H54ZM73 238V239H71V240H74V241H72L73 242V244H71V240L69 239V238ZM79 237V238H78ZM108 237V238H107ZM151 237V238H150ZM162 237H164V238H162ZM184 237V238H183ZM192 237V238H191ZM227 237V238H226ZM11 238H12V240H11ZM45 238V239H44ZM48 238V239H47ZM113 238V239H112ZM114 238H115V241H117L118 243H117V245H116V242L114 241ZM129 238L130 239H132L133 238V241H131V240H129ZM134 238H136V239H134ZM149 238V239H148ZM160 239V240H158V239ZM176 238V239H175ZM181 240H180V239ZM182 238H183V240H182ZM196 238V239H195ZM200 238V243H199V239ZM225 238L227 239V240H225ZM229 238V239H228ZM5 239V240H4ZM25 239V240H24ZM32 239V240H31ZM43 239H44V241H43ZM69 240L68 241V243L66 242V241H64V240ZM83 239V240H82ZM107 239V240H106ZM113 240L112 242L113 243H111V240ZM117 239V240H116ZM125 239H126V241H125ZM169 239V240H168ZM189 241H188V240ZM205 239V240H204ZM212 239V240H211ZM219 239V240H218ZM257 239H258V241H257ZM9 240H11L10 242H9ZM31 240V241H30ZM40 240V241H39ZM48 240H50L49 241V243H48ZM80 240V241H79ZM134 240H135V242H134ZM143 240H144V242H143ZM150 240V241H149ZM162 240V241H161ZM185 240H186V242H185ZM194 240V241H193ZM213 240H215V242H211L210 243V241H213ZM217 240V241H216ZM255 240V241H254ZM3 241V242H2ZM6 241V242H5ZM33 241V242H32ZM64 241V242H63ZM76 241V242H75ZM107 241H109V242H107ZM119 241H120V243H119ZM121 241H122V243H121ZM147 241V242H146ZM169 241V242H168ZM172 241H173V243H172ZM177 241V242H176ZM182 242V245H180L181 244V242ZM204 241V242H203ZM205 241H207L206 243H205ZM2 242V243H1ZM13 242V243H12ZM32 242V243H31ZM39 242V243H38ZM47 242V243H46ZM65 242L68 244H65ZM93 242H95V243H93ZM107 242V243H106ZM131 242V243H130ZM144 243V246H143V243ZM162 244H161V243ZM168 242V243H167ZM5 243V244H4ZM10 243V244H9ZM31 243V244H30ZM34 243V244H33ZM44 243H46L44 246H42ZM83 243V244H82ZM136 243V244H135ZM180 243V244H179ZM186 243V244H185ZM194 243H195V245H194ZM216 243V244H215ZM261 243V244H260ZM37 244V245H36ZM40 245V247L42 246V250H43V252H42V250H35V248H37V249H40V247H39V245ZM42 244V245H41ZM50 244H51V246H50ZM53 244V245H52ZM55 244H57L56 245V248H55ZM70 244V245H69ZM95 244V245H94ZM97 244V245H96ZM100 246H99V245ZM109 244V245H108ZM111 244H114V246L113 245H111ZM134 244L136 245V246H134ZM139 246H138V245ZM158 246H157V245ZM166 244V245H165ZM175 244V245H174ZM206 244V245H205ZM208 244V245H207ZM210 244H212V245H210ZM218 244V245H217ZM8 245V246H7ZM12 245V246H11ZM85 247H84V246ZM115 245L119 248L120 247V249H118V251H116L117 250V247H115ZM141 245V246H140ZM154 245V246H153ZM162 245V246H161ZM164 245V246H163ZM178 245V246H177ZM214 245H215V247H214ZM33 246V247H32ZM36 246V247H35ZM50 246V247H49ZM80 246V247H79ZM88 246V247H87ZM106 246H107V248H106ZM112 246L114 247V248H112ZM129 246V247H128ZM143 246V247H142ZM167 246V247H166ZM171 246V247H170ZM196 246V247H195ZM206 246V247H205ZM6 247H8V248H6ZM11 247V248H10ZM31 247V248H30ZM39 247V248H38ZM46 247H48L47 249H46ZM51 247H53V248H51ZM58 247V248H57ZM96 247H98V248H96ZM124 247V248H123ZM154 247V248H153ZM159 247V248H158ZM165 247V249H163V250H161V248H164ZM174 248V250H173V248ZM182 249H180V248ZM186 247V248H185ZM208 247H209V249L211 250H209L208 249ZM210 247H212V248H210ZM262 247V248H261ZM4 248H5V250L7 251H5L4 250ZM34 248V249H33ZM50 248V249H49ZM94 250H93V249ZM136 248V250H137V252H136V250H134ZM139 248V249H138ZM153 250H152V249ZM158 248V249H157ZM188 248V249H187ZM191 248V249H190ZM215 250H214V249ZM261 248V249H260ZM8 249H10V250H8ZM32 249V250H31ZM47 251H46V250ZM57 249H59V250H57ZM91 249V250H90ZM99 251H98V250ZM109 249H111V251L109 250ZM112 249H114L113 250V252H112ZM157 249V250H156ZM179 249V250H178ZM185 249H186V251H185ZM34 250V252H35V254H32L33 251ZM49 250V251H48ZM56 250H57V252L59 251V253L60 254H62L64 251H65V253H63L64 254V257H63V254L62 255H60L59 256V253H57L56 252ZM60 250H63V252L62 251H60ZM78 250V251H77ZM97 250V252H95ZM107 250V252H105ZM181 250V251H180ZM203 250H205L206 252L204 253L203 252ZM207 250H209V251H207ZM214 250V251H213ZM41 251V252H40ZM80 251H81V253H80ZM85 251V252H84ZM89 251H91L90 253H92L93 255H94V257L92 256V254H88L87 252H89ZM104 251V252H103ZM115 251V252H114ZM122 251V252H121ZM132 251V252H131ZM160 251H161V255L163 254L164 256H160ZM168 252L167 254L169 255V257L170 256H173L172 258H167L166 257V252ZM183 251H184V253H183ZM189 251H190V253H189ZM192 251V252H191ZM237 251V252H236ZM241 251V252H240ZM9 252V253H8ZM31 252V253H30ZM39 252V254H37V253ZM46 253V254H48L49 253V255H43V253ZM51 252V253H50ZM100 254H99V253ZM104 253V255H103V253ZM118 252H120V253H118ZM163 252V253H162ZM165 252V253H164ZM243 252H244V254H243ZM5 253H8V255H5ZM11 253V254H10ZM30 253V254H29ZM81 255H80V254ZM106 253H107V255H106ZM111 253H114V255L113 254H111ZM124 253V254H123ZM129 253H131V254H129ZM134 253V254H133ZM174 253V255H172ZM180 253H182V254H180ZM10 254V255H9ZM54 254H52V255H54ZM79 254V255H78ZM99 254V255H98ZM118 254V255H117ZM121 254V255H120ZM129 254V255H128ZM133 254V255H132ZM146 256H145V255ZM156 254H157V256H156ZM184 254V255H183ZM240 254H242L243 255V257H240ZM12 255H14V257L12 256ZM20 255H22L24 258H22V257H20V259L18 260V258H15V256L17 257V256H20ZM40 255V256H39ZM42 255V256H41ZM74 255V256H73ZM88 257H86V256ZM89 255H91V256H89ZM102 255V256H101ZM110 255L112 256V257H114V258H112V257H110ZM119 257H117V256ZM122 255H124V257H122ZM140 255V256H139ZM159 255V256H158ZM182 255V256H181ZM231 255V256H230ZM10 256H12V257H10ZM80 256H82V257H84L85 256V258H86V260H85V258H83L82 259V257H80ZM134 256V257H133ZM139 256V257H138ZM184 256V257H183ZM191 256V257H190ZM6 257H8L9 258V260L8 259H5ZM58 258V261H57V259H55V258ZM61 257L62 258H65V259H62L61 260ZM69 257H73L72 259L73 260H71ZM78 257V258H77ZM80 257V258H79ZM98 257V258H97ZM108 257H110L109 258V260H106L105 258H108ZM115 257L117 258V259H115ZM122 257V259H120ZM142 257V258H141ZM154 257H156V259L158 260V262H156L157 260L154 258ZM174 257H176V258H174ZM181 257V258H180ZM14 258H15V260H14ZM21 258H22V260H21ZM68 258L70 259V260H68ZM90 258H92V260L90 259ZM133 258H134V260H138L137 262L135 261V262H133ZM146 260L145 262H144V259ZM150 260H149V259ZM154 260H152V259ZM159 258V259H158ZM163 258V259H162ZM226 258V259H225ZM240 258L242 259V261H243V263L241 262L240 263ZM244 258V259H243ZM11 259V260H10ZM13 259V260H12ZM75 259V260H74ZM80 259H82L83 260V262H82V260H80ZM90 259V260H89ZM94 259V260H93ZM101 259V260H100ZM104 259V260H103ZM122 260V261H120V260ZM125 259L127 260V261H125ZM140 259V260H139ZM143 261H142V260ZM160 259H162V260H160ZM169 259V260H168ZM211 259V260H210ZM228 259V260H227ZM230 259V260H229ZM6 260V261H5ZM8 260V261H7ZM64 260V261H63ZM88 260V261H87ZM103 260V261H102ZM112 260H114L112 263H111V261ZM119 260V261H118ZM130 260H132V261H130ZM164 260V261H163ZM171 260V261H170ZM190 262H189V261ZM226 260H227V263H226ZM10 261V262H9ZM71 261V262H70ZM93 261V262H92ZM109 261L110 263H107V262ZM150 263H149V262ZM167 261V262H166ZM169 261V262H168ZM211 261V262H210ZM64 262V263H63ZM133 262V263H132ZM165 262V263H164ZM172 262V263H171ZM50 264H51V261L49 262Z\"/></svg>",
    "mask_w": 264,
    "mask_h": 264
},
{
    "label": "clouds",
    "instance_id": "obj_3",
    "mask_svg": "<svg viewBox=\"0 0 264 264\" xmlns=\"http://www.w3.org/2000/svg\"><path fill=\"white\" fill-rule=\"evenodd\" d=\"M138 2H142V0H138ZM203 162H204V164L207 165L208 164V159H205ZM225 163H226V161H223V160L220 161L221 167L219 169H217L216 163H213V164L209 165L212 169L216 170V172H217V179L221 178V176H226V175H229L230 174L229 172H225L224 171L223 165Z\"/></svg>",
    "mask_w": 264,
    "mask_h": 264
}]
</instances>
